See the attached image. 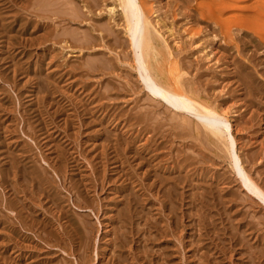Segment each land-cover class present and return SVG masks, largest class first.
Listing matches in <instances>:
<instances>
[{"label": "rangeland", "instance_id": "rangeland-1", "mask_svg": "<svg viewBox=\"0 0 264 264\" xmlns=\"http://www.w3.org/2000/svg\"><path fill=\"white\" fill-rule=\"evenodd\" d=\"M10 1L11 0L0 1V7L2 8V9L1 8L0 9L2 10L1 12H3V14L2 13L0 14V16H1L0 24L3 25V26L0 25V136H1L0 137V144H1L0 145V151H2V152H0V156H1L0 157V171H3V173L7 176L9 175V177L5 176V181H7V182L3 183V185H0V194H1L0 197H2V203H4L5 201H3V200L5 199L4 195H5V190H6V189H4V186H7V189H8V187L13 183V181L14 182L17 181V183L20 184V186L16 185L17 183H13L11 185L12 187L10 186V188H12L13 190L15 189L16 192L15 191L14 192L16 193L17 197L22 196L21 198H25L24 196L26 193H27V195L29 193L33 194V195L31 194V196H30L32 198L31 200L29 199L28 196L26 197L30 201L28 199L26 200V198H25V201H26V204L29 203V204H27L28 206L29 205L34 206L35 217L39 219L40 214H42L41 218L48 216L47 222L49 221V217L50 218L52 217L50 219V221L51 220L52 221L55 220V221L54 222H52V221L48 222V224L51 223L50 224V225H52L51 227H49L48 224L46 226H44V225L41 226L40 223L35 224V222L34 223L32 222L33 223L32 224L33 227H32L31 222H30L31 221L30 218L29 217L24 218L23 216H25V215L23 214L21 216L22 218L21 217L20 218L25 219L26 223L24 222V220H21L19 218V216L14 219V221H13L14 223H11L12 222V219H11L10 224L12 225V227L14 226L15 228L13 227V229L10 230L11 228H8V226L6 225L7 221L5 220L6 219L5 216H6V214H10L11 212H9L8 208H5L4 205L3 206L1 205L0 206V212L2 211L1 213L3 214V216H0V218L2 217L1 219L5 220V222H2V224L0 223V245L2 244V247L0 246V248H1V250H3L6 253V255H5V253H3V251H0V255L2 256V257L0 256L1 257L0 264L1 263L2 264L3 263L4 264H33V263L39 264L40 262H42V260L45 261L46 259H47V261L48 260H50V261H48V262L43 261L44 264H52V263L53 264H59V263L60 264H64V263L65 264H81V263L82 264H110V263L111 264H160L159 262H161L160 260H161L162 256H163L162 258H164L163 260H165V261L162 260L163 263L161 262V264H211V263L212 264H238V263L239 264H251V263L252 264H255V263L259 264L258 262H260V264H262V263L264 264V254H263L264 253V247H263L264 246L263 245L264 244L263 243L264 242V209H263L264 208V198H259L258 196L251 193V191H249L247 188H245L242 185V183L240 182L239 175L237 173H235L236 171L233 168L234 166H233V161H232V159H233V153L232 152H235V153H237L238 158H240V162L241 161L243 162V163L242 162L241 163L243 164L245 171L247 172V170H248L247 173L248 174L250 173L251 175L250 174L249 175L252 178H255L253 180L257 181V183L260 186L263 185V186H261V188L264 190V68H263L264 67V45H263L264 44V42H263L264 38L260 39L261 36L259 37V35H261V33H262V35H264V33H263L264 31H263V29H261L262 30L261 33L257 32V31H260V27L263 28L262 23L264 22V19L262 22V17L264 18V16H261L263 13L262 14L260 13L262 10L260 9L259 11L253 12L255 15H257L258 12L261 14L260 15L258 13L259 16L258 15H257L258 17L256 16L257 18H259L261 16L260 17L261 19L260 18H259L260 20L258 19L259 22L261 21V23H259L261 25L257 26V31H255V28H256L255 25L258 23H253L255 15H253L252 21H251V15L253 14L251 12H250L251 15H249L250 18L248 16V19L250 22L247 19L245 22L243 21L246 24L243 23L240 25L241 21H239L238 25H235L236 27L234 26V23L236 22V20L238 21L241 19L239 16H238L239 19H237V17L234 14H236L237 12L240 13L241 10H239V9L241 8V4L246 3L247 2L246 0H244V1L233 0L232 1L233 3L236 2L240 5V7L236 8V10H234L235 8L232 7L233 3H229L230 5L232 4V6H231L232 9H230L229 7H227V8L223 7V6L221 7L222 9L225 8L228 13L232 12V15L230 14L231 18L229 17L230 15L228 16V13L226 11L224 12L223 11L224 9L222 10L221 8H220V13L223 12L222 13L223 15L221 16L220 14H217L219 7L216 8L215 6H213L215 3L214 2L215 0H213L214 3L209 2V0H207V3H206V1L203 0V3H205L207 5H208V2L210 3V5H208V7L206 5L207 8L206 7L205 8L208 10L209 6H211V8L214 12V15L218 16L219 18H223L224 20H225L226 15H227L228 20L230 18L231 19L230 21H232L233 23L228 21L227 18H226V20L228 22L225 21V23L229 24V22H230L231 25L233 24L232 26L231 25L228 26L227 24H225L223 22L224 21L223 19H221L222 22H218L219 18H215L216 16H213V18H212L213 12L210 10L211 8L208 10V12H206L207 10L202 5V2L199 3L200 0H198V1L197 0H195V1L194 0H192V1L187 0V1H190V3L187 2L186 0H184V1L183 0H159V1L158 0H145L147 8L148 9L151 8L150 14H151L152 19L155 20L154 15H155V13H157L158 15H160L159 17L162 20H164L163 22H166L165 24L167 26H169L170 24L171 25L173 24L172 25L173 29L176 32V33L175 32L174 33L177 34V37L176 36L174 37V35H175L174 34L173 38H175L174 40L178 41L179 43L173 44L174 40L173 41L171 40L173 38L168 39V42H169V45L172 46L171 49L173 51L174 50L176 51V52L174 51L175 53L173 52V56H174L173 58H175L177 64L180 65L178 67L182 68L181 70L183 73L186 72L182 75L183 81L185 79V82H184L185 87L187 86L186 88L191 93H193V95L199 97L198 98L199 100L204 101V102H208L211 105L223 106V108L228 112L229 118L231 117L232 120L230 119V124H232V125H231L230 132H231V135L233 136V138L235 140V149L233 150L229 146L230 137L226 132H225V135L219 136V138L217 136H214L213 134H211L208 130H206L204 128L203 123L201 124L202 121L203 122L206 121L205 119H203L202 117H201L202 120L196 119V118H199V116H197L193 113H189V112H186L184 110H179L176 108L173 109L172 108L173 106H171L169 103L163 101L162 99L160 100V98H158L157 96H154L152 94V92H150L145 87V84H144L145 82L140 75V69L137 68V66H134L135 64H134V59H133V53H132V50L130 49V44H129L130 36L125 34V32H124V22L122 21L123 17L121 15H119L120 11H118V14L116 13V15H113L115 17V19H114L113 16L110 15L111 13H108V11H107L108 10L107 6L109 4L110 5L117 4V0H106V1L103 0V2H102V0H98V1L95 0L98 4L101 3L100 5H97V3L93 0H91V1L90 0H74V1L73 0H62L64 3L61 0H59V1L49 0V3H42V2H39L38 0H36V1H33V0H29V1L28 0H23V1L15 0L14 1V0H12L13 2H10ZM26 1H28L30 5ZM92 1L94 4L96 3V6H94V4L91 3ZM112 1H116V2L112 3ZM24 2L27 3L28 5H25ZM83 2H84L83 5L85 7L83 5H81ZM108 2H111L112 4L108 3ZM175 2H177V5L174 4ZM181 2H182V4H181ZM184 2L186 5L185 7H183ZM186 2H187V4H186ZM197 2L199 4H201L202 6H200L199 4L197 5ZM242 2H244V3H242ZM1 3L2 4L4 3V4L2 5ZM8 3H9V6H8ZM11 3L12 4L14 3V4L12 5ZM33 3H36V4H33ZM54 3H57V4H54ZM236 3H235V5L238 6V4H236ZM104 4H106V5H104ZM229 4L227 6H229ZM262 4H263V2H262ZM262 4L260 3L259 6H261ZM5 5L7 6V8L5 7ZM56 5L58 7H56ZM92 5L94 6L93 8L91 7ZM173 5L175 6V8L173 7ZM180 5H182V6H180ZM257 5L255 6V8L257 7L256 9L261 8V7H258ZM19 6H21V9ZM36 6H37V8H36ZM60 6L63 8V10ZM63 6H65V9ZM99 6H100V8H99ZM176 6H179V7H176ZM196 6H197V8H195ZM12 7H13V9H12ZM200 7H203L204 10ZM9 8H10V10H9ZM18 8L20 9V11L17 10ZM50 8H53V9H50ZM58 8H60V9H58ZM73 8H74V10H73ZM78 8H80V9L78 10ZM176 8H177V10H176L177 13L179 12V10H182V9L184 10L185 8H186L185 9L186 11L184 10L185 12H183V10H182V12L180 11L181 13L179 12L178 14H175L176 11L174 9H176ZM178 8H179V10H178ZM215 8L217 9L216 12H215ZM45 9L47 10L48 14L46 13ZM155 9H156V11L154 13H152L153 10H155ZM7 10H9V11H7ZM33 10H34V12H31ZM39 10L40 11L43 10L42 13ZM56 10H58V11H56ZM173 10H174V12H172ZM192 10H193V12L196 11V12H194L195 15L192 13ZM200 10H202V12H204L205 16L207 15V17H208V14L212 12L211 17L210 16H209V18L205 17V19L204 18L203 19L198 18L199 13L201 14ZM249 10L253 11L255 9H249ZM249 10L246 12V14L249 13ZM52 11L54 13H56V12L57 13L54 14ZM86 11H88V12H86ZM187 11H189V12H187ZM209 11H211V12H209ZM233 11H236V13ZM15 12H16V14H14ZM61 12H63V13H61ZM81 13H83V14H81ZM182 13H186L188 15L191 14V16H188V17L185 16L184 17V14H182ZM225 13H226V15H224ZM40 14L45 15V16L43 17ZM15 15H17V16H15ZM39 15H40V17H39ZM71 15L73 18L76 17L75 20L71 17ZM79 16H80V18H78ZM117 16L119 18L122 17V19H118ZM194 16L196 18H194ZM232 16H235L236 19ZM66 17L68 19H66ZM191 18H193V20ZM197 18H198V20H197ZM211 18L213 20L216 19L217 22L220 23L221 26L220 27L218 25L214 26L213 24H215L216 22H213V20H211ZM28 19H30V20H28ZM245 19H246V17H245ZM23 20H24V22H23ZM34 20H36V21H34ZM38 20H41V21H38ZM100 20H101V22H100ZM194 20L195 21L197 20V23L195 22L196 24L193 22ZM199 20H200V22H199ZM203 20H205V21H203ZM208 20H210V22ZM172 21H174V22H172ZM186 21H189L188 23L193 25V27H195V30L197 29L200 31V34H196V35L192 36L194 38L197 37V39H194L195 44L194 43L191 44V39L189 41V37L187 36L185 31L182 30L184 28V26H182V25H185L187 23ZM256 21L257 20H254V22H256ZM21 22L24 25H22ZM103 22H105V23H103ZM121 22H122V24H121ZM202 22H204V23H202ZM11 23H12V25H11ZM41 23H43V24H41ZM198 23H200V25ZM222 23L225 24V25L223 24L224 26L227 25L225 27V29H223L224 27L222 28V26H223ZM48 24L49 25L51 24L50 25L51 27ZM118 24H119V26H118ZM248 24H250V25H248ZM252 24H254L255 28L251 27V26H253ZM34 25H35V27H34ZM239 25L240 26L243 25L245 28L240 27ZM21 26H24V27L21 28ZM37 26L40 28H37ZM47 26H48V29L49 28H51V29H49L46 32ZM109 26H111V27H109ZM201 26H204V27H201ZM213 26L215 28H213ZM263 26H264V23H263ZM99 27H101V28H99ZM105 27H107V28H105ZM205 27H207L209 29H207ZM211 27H212V29H211ZM23 28H25V29H23ZM199 28H201V29H199ZM202 28H204V29H202ZM220 28L223 29L222 32L232 31V33H235V34H231V33L229 34V32H228V34L231 35L233 38L231 37L230 40H227V39L223 40V37L222 38L220 37V36H223L222 35L223 33L221 34L220 33L221 31H218V30H220ZM226 28H230V29H227L228 31H225ZM238 28H239V30H238ZM251 28H253V31L256 33H254ZM205 29H207V30H205ZM210 29L212 31L217 29V31L212 32ZM86 31H87V33L89 32L88 34H90V35H88L86 33ZM179 31H180V33H179ZM67 32H69V34ZM100 32H101V34H100ZM239 32H240V34H239ZM53 33H54V35H53ZM75 33H76V35L78 33V35L75 36ZM216 33L219 35V38L216 36ZM178 34H179V36H178ZM254 34H255V36H254ZM85 35H86V37H85ZM214 35H215V37H214ZM235 35H237V36H235ZM47 36H50L51 38L50 37L47 38ZM57 36H58V38H57ZM72 36L76 37V39L73 38ZM70 37L72 38V40ZM24 38H26V39H24ZM67 38H70V39H67ZM86 38H88V39L84 40ZM116 38H118V40ZM234 38L235 39L237 38L235 40L236 42L234 41ZM64 40H66V41H64ZM115 40H117V41H115ZM221 40H223V42ZM75 41L77 43L79 41H80V43H82V42L83 43L85 42V43L81 45L80 43L77 44ZM207 42L210 43V45H208L210 47L207 46L206 48H204V46H206L208 44ZM260 42H261V44H257ZM113 43L114 44L116 43V44L114 45ZM236 43L238 46L236 45ZM69 44H70V46H69ZM253 44H254L255 48H253ZM66 45H68L69 47H66ZM183 45H184V47H183ZM225 45H226V47H225ZM258 45H260V46H258ZM177 46H179V48ZM201 47H203V48L201 49ZM180 49L182 50V52ZM203 49L205 52L202 51ZM208 50H209L210 54H208L209 57L206 56V58H207L206 59L204 57V55L206 53H208ZM161 53H162V51H161ZM176 53H177V55H176ZM229 53L231 54V56H229L230 55ZM178 54H179V56H178ZM262 54H263V56H262ZM162 56H164V55L163 54L159 55L158 60H160V61H158L157 63L160 64L161 66H163L162 68L167 69L168 63H166V61L164 63L165 58H163ZM184 60H185V62H184ZM95 61H96V63H95ZM178 61H180V63ZM181 62H183V63H181ZM93 63H95V65ZM98 63H99V65H98ZM88 65H90V66H88ZM261 65H263V66H261ZM103 66H106V67H103ZM184 66H186V67H184ZM86 67L89 69H87ZM90 68H92V69H90ZM97 69H99V70H97ZM219 81H220V83H219ZM188 86L191 89H189ZM195 86H196V90H195ZM241 86H243V87H241ZM192 87H194V90ZM257 88H258V90H257ZM214 89H215V91H214ZM91 99H92V101H91ZM98 99H99V101H98ZM85 101H86V104H85ZM249 104H251V105H249ZM146 106H147V108H146ZM3 107H4V109H3ZM87 107L89 110H87ZM136 107H137V109H136ZM140 107H141V109H140ZM144 107H145V109H144ZM150 111H151L152 115H151V113H149ZM92 112H93V114L94 113L95 114L93 115ZM86 116L88 118L90 116V118H89L90 120ZM162 116H164V118ZM93 118H94V120H92V121H94V122H91V119H93ZM187 118H189L190 120ZM89 121H90V123H89ZM148 121H149V123H148ZM185 121H186V123H185ZM87 122H88L89 126H87L88 125ZM58 123H60V124H58ZM189 123H191V125ZM189 126H191V127L189 128ZM148 127H150V131H149ZM143 128L144 129L147 128V130L149 132L147 130H144ZM199 129H201V130H199ZM82 131H84V132H82ZM36 132H37V134H36ZM111 133H112V135H111ZM125 134H127V135H125ZM123 136H124V138H123ZM202 138H203V140H202ZM127 139L129 140V142ZM142 139H143V141H142ZM153 139H155V140H153ZM221 139H223V141ZM147 140H149V141H147ZM55 141L58 142L59 146H57V143ZM124 141L125 142L127 141V142L125 143ZM154 141L157 142L158 145ZM225 142H226V144H225ZM145 143H148V144H145ZM214 144H216V145H214ZM123 145H124V147H123ZM142 145H143V147H141ZM154 145L159 146V148L157 147L158 148L157 149L156 147H154ZM51 146H54V147H51ZM1 147H2V149H1ZM129 147H131V148L129 149ZM152 147H154L153 152L151 151ZM160 147H161V149H160ZM139 148H141V149L138 150ZM141 150L143 152H145V151L146 152L143 153ZM3 151H5V152H3ZM100 151H102V152H100ZM148 151L149 152L151 151L152 153L151 152L149 153ZM254 151H256V153ZM8 153H9V155H8ZM133 153L134 154L137 153V154L134 155ZM155 153L159 156H157ZM139 154L142 156L140 157ZM148 154H150V155H148ZM2 155L5 158H3ZM144 155H145L147 160L144 158ZM195 155H197V156L195 157ZM131 156H132V158L134 157V160L131 158ZM246 156L248 159L246 158ZM161 157H162V159H161ZM124 158H126V159L128 158V159L125 160ZM139 158L140 159L142 158V159L140 160ZM149 158H150V160H148ZM154 158H156L157 165L155 164L156 161H154L155 160ZM157 158H159L160 160H158ZM178 158L179 159L182 158L181 161L178 160ZM191 158L194 160L192 161ZM5 159H7L8 165H7ZM8 159H10V160H8ZM107 159H109V160H107ZM120 159H123L124 161L121 160V162H120ZM19 160L25 165H23ZM31 160H33L34 162ZM138 160H140V161H138ZM182 160L187 165H185L182 162ZM9 161L10 162L13 161L12 165ZM134 161H135V163L139 162V165H138V163L135 164ZM177 161H180L181 165ZM189 161H191V162H189ZM28 162H29V164H28ZM33 163H34V165H33ZM132 163H134V164H132ZM176 163H178V165H180L179 169L177 168L178 166L176 165ZM190 163H193V164H190ZM3 164H5V165H3ZM118 164H120V165L118 166ZM123 164L125 167L121 166ZM140 164H141V166H140ZM150 164L152 166H149ZM36 165L38 166L39 170H40V168L41 169L47 168L46 170L48 173L46 172L45 176L47 179L48 178L51 179L50 181L52 182L54 187L56 186L55 189L52 188V190H53L52 195L55 194L54 199L59 197L57 202H58V204L61 205V207H60V205H57L56 202L54 203V201L52 199H50L51 201L49 200V202H45V200L47 201V199L44 200L45 197H43V200H42V195H41L40 191L44 187L40 188L37 186L38 182H39L38 178H34V180L36 182L32 181L33 180L32 179L31 182L28 183L29 177L30 178L35 177L36 170L38 169L37 167H35ZM158 165H159V168H158ZM183 165H185L186 167L183 168L184 167ZM6 166H8V167H6ZM15 166H16V169L18 171L13 170V169H15ZM126 166H128L130 168V170ZM4 167L6 169H4ZM34 167L36 170L34 169ZM131 167H133V168H131ZM254 167L255 168L258 167V168L255 169ZM125 168L126 169L128 168V169L125 170ZM174 168H175V170H174ZM29 169L31 171L30 172L31 174L29 173ZM33 169L35 171H33ZM5 170H6V172H5ZM23 170H25V171L23 172ZM69 170H70V172H69ZM145 170L148 172H145ZM11 171H12V173H11ZM32 171H33V173H32ZM119 171H121V172H119ZM127 171H129L128 174H127ZM175 171H178V172L175 173ZM179 171H181V172H179ZM7 172H9V173H7ZM13 172H17V173L14 174ZM72 172H74V173H72ZM117 172H119L118 176H117ZM123 172L126 173L127 175L126 174H125L126 176L123 175L124 174ZM23 173L24 174L26 173L25 174L26 176ZM189 173H191V174H189ZM20 174H22V176ZM49 174H51V175H49ZM141 174L142 175L144 174V175L141 176ZM163 174H164V176H162ZM29 175H33V176H29ZM110 175H111V177H110ZM112 175H113V177H112ZM121 175H123V176H121ZM148 175H149V177H148ZM169 175H170V177H169ZM232 175H234V176H232ZM0 176H1V174H0ZM11 176H13V177L11 178ZM186 176H188V177H186ZM25 177H26V179H25ZM155 177H159V178H155ZM175 177L176 178L178 177V178L176 179ZM184 177L186 179H183ZM104 178H105V180H104ZM128 178H129V180H128ZM164 178L166 181L164 180ZM52 179H53V181H52ZM126 179H127V181H126ZM157 179L161 180V182H159ZM182 179L184 180L185 183H183ZM189 179H191V180H189ZM186 180L190 184L193 182V184L195 186L192 184L193 187L192 186L189 187L190 184ZM230 180H232V181H230ZM107 181H111V182H107ZM155 181H157V183ZM163 181H165L167 185ZM205 181H208V182H205ZM43 182H45V181H43ZM101 182H103V184ZM179 182L181 184L183 183V185L185 184L184 187H183V185L180 187L181 184ZM186 182H187V184H186ZM35 183H37V184H35ZM80 183H81V185H80ZM169 183H171L170 187H169ZM45 184L43 183V186H45ZM130 184H131V187H130ZM157 184H159V185H157ZM222 184H224V185H222ZM237 184H239V185H237ZM90 185H91V189L89 188ZM92 185L94 188L92 187ZM124 185H128V186L122 187ZM137 185H138V187H137ZM149 185H151V186H149ZM155 185H156V187H155ZM165 185H166V187H165ZM177 185H178V187H177ZM14 186H15V188H13ZM72 186H74V187H72ZM196 186H198V187H196ZM29 187H30V190H29ZM32 187H35V188H33V190H32L31 189ZM78 187H79V189L77 191ZM129 187H130V189H128V190L130 192L127 191L125 193V191ZM70 188H72V189H70ZM82 188L84 189L85 192L83 191ZM132 188H134V189H132ZM174 188H175V190H174ZM167 189H169V190H167ZM20 190H22V191H20ZM164 190H166V191H164ZM35 191H37V193ZM54 191H57L56 192L57 194ZM120 191H122V193ZM133 191L136 193H134ZM178 191H179V193H178ZM182 191L184 192V194ZM2 192L4 195L2 194ZM116 192H117V196H116ZM228 192H229V194H228ZM169 193L170 194L172 193V194L170 195ZM87 194H88V196H87ZM127 194H129V195H127ZM37 195H38V197H37ZM80 195H81V197H80ZM85 195H86V197H83ZM196 195H198V196H196ZM32 196L34 197V200H33ZM122 196H124V197L122 198ZM191 196H193V197H191ZM128 197H129V200H131V202L126 201L127 200L126 198H128ZM174 197H175V199H174ZM189 197H190V199H189ZM37 198H38V200H37ZM84 198H87L88 200L84 199ZM102 198H104V199H102ZM167 198H169V199H167ZM176 198H177V200H176ZM194 198H195V201L193 202ZM232 198H233V200H232ZM39 199H41L43 202ZM61 199H62V201H61ZM81 199H82V204H81ZM90 199H91V202H93V205H90L91 204ZM105 199H107L108 201ZM120 199L122 200V202H118V201H121ZM163 199H165V200H163ZM78 200H79L81 206H78L79 205ZM123 200L125 202H123ZM140 200H142L143 203ZM59 201H61L62 204ZM88 201L90 204L88 203ZM136 201L139 204L135 203ZM73 202H75V203H73ZM96 202H98V203H96ZM76 203H77V205H76ZM86 203H88V204H86ZM128 203L130 206L126 208V205ZM130 203H132V204H130ZM133 203H135L136 205ZM31 204H33V205H31ZM40 204H41V208H40ZM50 204H53V206H50ZM198 204H200V205H198ZM82 205H83V207H82ZM94 205H96L95 208L92 207ZM143 205H145V207ZM191 205H193L194 207ZM56 206H58V207H56ZM89 206H90V208H88ZM189 206H191V208ZM44 207H45V209L46 208L49 209V207H50L53 210V213L54 212L55 213L53 214L51 209L50 210L46 209V213H45ZM130 207H131V209L133 207V209L130 210ZM100 208H101V210H100ZM141 208L143 211H141ZM179 208L180 209L182 208V210L180 211ZM39 209H40V211H39ZM55 209H56V211H55ZM213 209H215L218 212H215V210H213ZM3 210H5V211H3ZM64 210L67 211V213L64 212ZM118 210H120L121 212ZM174 210H176L177 212ZM59 211L60 212L63 211V212H61L63 215ZM127 211L131 215L128 214ZM171 211H173L174 213L176 212V214H173V212L171 213ZM178 211H180L179 213H182V214L180 215L178 213ZM189 211H191V212L189 213ZM41 212H43L44 214ZM50 212H51V214H49ZM110 212H111V214L109 216ZM193 212L195 213V215L193 214ZM1 213H0V215H2ZM132 213H134V215H133L134 217H136V216L137 217L134 218L132 216ZM145 213H146V217L148 215H150V217L148 216V218L149 219L151 217L152 218L150 220L148 218L146 219V217L144 215ZM58 214L62 215L63 217L59 215V218L60 217L61 218L58 219V217H57ZM88 214H90V215H88ZM118 214L120 217L118 216ZM187 214L188 215L190 214V215L188 216ZM197 214H198V216H197ZM111 215H113V221L110 220L112 218ZM122 215H123V217H125V219L121 217ZM124 215H126V216H124ZM140 215L144 218L141 219L142 217ZM192 215H193V217H191ZM79 216H82V217L84 216L85 219H83L82 217L80 218ZM87 216H90V217H87ZM131 216L133 217V219L131 218ZM64 217H65V220H64ZM75 217H77V222L80 220L79 222L84 221L87 226L89 225L88 228L91 230H94V231H92L94 234L91 233L93 235L88 237L85 234V232H86L85 229H83V228L81 229V231H78V232L75 230H72L71 229L72 227L69 228L70 226L67 223H70V221L68 219L72 218V219L76 220ZM18 218L20 220H18ZM87 218H88V221L92 220L93 222L92 221L88 222ZM197 218H199V219H197ZM28 219H29V221H28ZM81 219H82V221H81ZM128 219L130 222L127 221ZM137 219H139L140 221L139 220L137 221ZM152 219H154V220L152 221ZM192 219L194 220L193 224H192V221H193ZM261 219H263V220H261ZM141 220H143V221H141ZM147 220H149V222ZM176 220H177V222H176ZM17 221L19 223H17ZM121 221H125V222H121ZM131 221H133V222H131ZM257 221L259 222V224ZM27 222L30 224H28ZM108 222L112 225L110 226V224ZM138 222H140L139 225H138ZM175 222L177 225L175 224ZM15 223H16V226L14 225ZM21 223H23V224L21 225ZM154 223H156L158 225H154ZM4 224H5V226L1 228V225L3 226ZM25 224H26V226H23ZM65 224L68 226L66 227ZM92 224H94L96 227L93 226ZM120 224H123V225H120ZM131 224H133V225H131ZM152 224H153V226H152ZM256 224H258V225H256ZM27 225L28 226L31 225V226L28 227ZM147 225L150 228H148ZM193 225H194V228L196 227L194 230L192 228ZM34 226L36 227V231L38 229L40 230L41 234L39 231L36 232L34 230L35 229ZM63 226H65V227H63ZM112 226L115 227L114 232L111 228ZM138 226H140V227H138ZM141 226H143L144 228ZM151 226H152V228H151ZM20 227H22V229ZM121 227H122V229L124 227V231L123 230L121 231V229H119ZM145 227H146L147 231H149V234L151 233L152 235L154 233H158L160 231L159 228L161 227L160 228L161 233L160 232L158 233L160 235H157V234L154 235L155 237L157 236L156 240H157L158 236H160L158 238V241L153 240L152 241L153 243L151 244V240L155 239V238L152 237V235L150 238V235H148V233H146L147 231H146ZM154 227L158 230H156ZM157 227H159V228H157ZM162 227H165V228H162ZM245 227L246 228L249 227V228L244 229ZM18 228L20 231L18 230ZM1 229L4 231L3 233L1 231ZM42 229L44 232L41 231ZM117 229H119L117 231L118 233L116 232ZM128 229H129V231L130 230L131 231L128 232ZM137 229H139L140 231L143 230L142 233L139 230H138L139 231L138 232ZM162 229L164 230L163 232H162ZM9 230L12 231L11 234H10V232H8ZM22 230H23V232H22ZM65 230H67L66 232L68 234L66 232L64 233ZM108 230H110V231H108ZM29 231H30V233H29ZM46 231H48L47 232L48 234L51 233L53 235L47 234V236H44L46 234ZM74 231H75V233H74ZM119 231H121L122 233H125V234L123 235V234H121V232L119 234ZM125 231H127V232H125ZM156 231H158V232H156ZM251 231L253 234L251 233ZM38 232H39V234H38ZM164 232H166V233H164ZM1 233H2V235H1ZM5 233L6 234L8 233L7 234L8 236H6L7 238L4 237L5 238L4 239L3 234L5 236L6 235ZM18 233H20V234H18ZM34 233H37L38 237H37V234H34ZM55 233L58 236L57 239H55L57 243L53 240L56 236ZM110 233L112 235L114 234V236H117V237L115 238ZM126 233L128 234V236ZM74 234L77 236L74 237L75 236ZM95 234H97V235H95ZM133 234H134V236H133ZM135 234H136V236H135ZM10 235L11 236L14 235L13 236L14 239ZM27 235H29V236H27ZM31 235L33 237H31ZM65 235H67V236H65ZM71 235H73V236H71ZM83 235L86 238H84ZM144 235L146 238H148L147 239V240H149L148 243H146L147 240L143 241V240H145ZM167 235H168V237H167ZM231 235H233L232 238H231ZM242 235H244L246 238L243 239L244 236L242 237ZM21 236L23 238H21ZM52 236H53V238H52ZM124 236H125V238H127V241L129 244L127 243V241H125L126 240L125 238H122ZM161 236H163L164 238ZM8 237H9V239H8ZM39 237H40V239H39ZM62 237L64 239H62ZM110 237H111V239H110ZM112 237H114L116 239V241L118 240V242H116L115 239H113ZM120 237H121V239H120ZM129 237L133 238L134 240L130 239ZM239 237H240L241 241H239L240 239L238 240ZM17 238H18V240H17ZM45 238H47V239H45ZM73 238H75L76 240ZM136 238L137 239L139 238L138 239L139 242L136 241V243H135L134 241ZM207 238H208V240H207ZM42 239L47 240V241H43ZM119 239H120V241L124 239L123 241H121V242H123V245H126L125 247L124 246L122 247L123 250L121 248L122 244L118 245ZM9 240L10 241L15 240L16 244L12 241L10 242ZM38 240H39V242H38ZM83 240L85 241L84 243H83ZM5 241H7V242H5ZM27 241H29L30 243ZM53 241L55 242V244H53L54 243ZM108 241L109 242L111 241V242L108 243ZM113 241H115L118 244H116ZM76 242L78 244H76ZM90 242H91V244H90ZM142 242H144V243H142ZM197 242H199V244L200 243H202V244L198 245ZM4 243L5 244L8 243V244L5 245ZM82 243L84 245L86 244L90 249L89 248L86 249V247H85L86 245L83 246ZM87 243L90 244L91 246L88 245ZM112 243H114L113 246L112 245L110 246V244H112ZM261 243H263V244H261ZM13 244L15 245V249H14ZM21 244L22 245L25 244L24 245L25 247L21 246ZM35 244H37V245H35ZM142 244H144V245H142ZM147 244H149V245H147ZM150 244L152 246H150ZM189 244H190V246H189ZM219 244H221V245H219ZM31 245H33V248ZM130 245H131V247H129ZM175 245H177V247ZM235 245H237V246H235ZM11 246L13 247V249ZM34 246L36 247L35 249H34ZM37 246H38V248H37ZM142 246L145 248L143 249ZM44 247H46V248H44ZM115 247H117V249ZM148 247H149V251L151 249L150 252L147 251L150 254H148L146 252V250H148L146 248H148ZM194 247H195V249H194ZM83 248H84V250H82ZM118 248H120L121 250L120 249L118 250ZM127 248H129V249H127ZM153 248H154V251H153ZM76 249H78L79 252ZM111 249H112V252H111ZM113 249H114V251H113ZM139 250L140 251L144 250V252L141 251L142 253H140ZM161 250H162V252L164 250H166V251H164L162 254ZM107 251H108V253H107ZM115 251H117V252H115ZM258 251H259V253H258ZM261 251H262L263 255L260 253ZM109 252H110V254H109ZM113 252H114V254L115 253L117 255L119 254L120 257H119V255L117 256L115 254L117 257V258H115ZM156 252H160V253H157L158 254L157 255ZM84 253H85V255H83ZM121 253H122V256H121ZM245 253H247L249 255L246 254L247 255L246 256ZM251 253L252 254L254 253L256 258L251 257L254 255V254L252 255ZM34 254H36V255H34ZM111 254H112V256L110 258L109 255H111ZM143 254H146V255H143ZM154 254H156V256H158V257L160 255V258L156 257ZM164 255L165 256L167 255L168 257L165 259ZM257 255H258V257H257ZM6 256H8V257L6 258ZM30 256L33 258H31ZM123 256H125V257H123ZM227 256H228V258H227ZM112 257H114V259H112ZM121 257L123 260H118L119 262H117L116 260L120 259ZM148 257H149V259H148ZM207 257H208V259H207ZM202 258L204 259V261L202 260ZM253 258L257 262L252 260ZM81 259H82V261H84V263L81 261ZM109 259H111V260H109ZM158 259H160V260H158ZM260 259L263 261L261 262ZM57 260H58V262H57ZM113 261H115V262H113ZM252 261H254V262H252Z\"/></svg>", "mask_w": 264, "mask_h": 264}, {"label": "bare ground", "instance_id": "bare-ground-1", "mask_svg": "<svg viewBox=\"0 0 264 264\" xmlns=\"http://www.w3.org/2000/svg\"><path fill=\"white\" fill-rule=\"evenodd\" d=\"M0 1H2V0H0ZM3 1H5V0H3ZM15 1V0H14ZM18 1V0H17ZM21 1H23V0H21ZM20 1V2H21ZM29 1V0H28ZM28 1H26L28 4H29V2ZM33 1H36V0H33ZM39 2H42V3H49V0H38ZM57 1H59V0H57ZM62 1V0H61ZM74 1V0H73ZM91 1V0H90ZM93 1H95V0H93ZM93 1L91 2L92 4H94L93 3ZM98 1V0H97ZM106 1V0H105ZM159 1V0H158ZM184 1V0H183ZM182 1V2H183ZM187 1V0H186ZM190 1H192V0H190ZM190 1H187V2H189L190 3ZM195 1V0H194ZM198 1V0H197ZM206 1V3H207V0H205ZM230 0H215L214 2H213V0L211 1V0H209V2H212V3H214V5L213 6H215L216 8H218L219 7V10H218V12H217V14H220L221 16L223 15L222 13H220V8L223 6V7H229L230 9H232L231 8V6H232V4L230 5L229 3H233L232 1L233 0H231L230 2H229ZM235 1H237V0H235ZM239 1V0H238ZM241 1H244V0H241ZM247 2L246 3H244V2H242V3H244V4H241V8L239 9V10H241L240 11V13H236V11H233V12H235L236 14H234L236 17H237V19H239V17L241 18L240 20H236V22L234 23V26L235 25H238V23H239V21H241L240 22V25L241 24H243L247 19H248V16L249 15H251V13H253V12H255V11H259L260 9L262 10L260 13L262 14H260L259 12V14L261 15V16H264V0H246ZM9 2V1H8ZM10 2H13L12 0L10 1ZM52 2V1H51ZM55 2V1H54ZM63 2V1H62ZM71 2V1H70ZM81 2V1H80ZM79 2V3H80ZM88 2V1H87ZM96 2V1H95ZM102 2H103V0H102ZM115 3L116 1H112V3ZM157 2V1H156ZM182 2H181V4H182ZM187 2H186V4H187ZM202 2V5L204 6V8L206 7V5L207 4H205V3H203V0L201 1H199V3H201ZM208 2V5H210V3ZM262 2H263V4H262ZM25 3V2H24ZM27 3H25V5H28ZM53 3V2H52ZM64 3V2H63ZM90 3V2H89ZM97 3V2H96ZM96 3L94 4V6H96ZM108 3H111V2H108ZM111 3V4H112ZM188 3V4H189ZM198 2H197V5L199 4ZM236 3V2H235ZM235 3H233V6L232 7H234L235 9L234 10H236V8H238V7H240V5L238 4V3H236V4H238V6H236L235 5ZM261 3L262 5L261 6H259V4ZM2 4V3H1ZM4 4V3H3ZM2 4V5H3ZM6 4V3H5ZM12 4V3H11ZM14 4V3H13ZM12 4V5H13ZM20 4V3H19ZM23 4V3H22ZM21 4V5H22ZM33 4H36V3H33ZM41 4V3H40ZM54 4H57V3H54ZM84 4V2L81 4V5H83ZM101 4V3H100ZM100 4H98L97 3V5H100ZM157 4V3H156ZM174 4H176L177 5V2H175ZM184 4V6L183 7H185L186 5H185V2L183 3ZM229 4V6H227ZM258 4V5H257ZM30 5V4H29ZM104 5H106V4H104ZM110 5V4H109ZM107 6L108 7V13H111L110 15H116V13L118 14V11H120V14L119 15H121L122 17H123V19H122V17L121 18H119L118 16V19H122V21L124 22V32H125V34H127V35H129L130 36V41H129V44H130V49L132 50V53H133V59H134V66H137V68H139L140 69V75H141V77L143 78V80H144V84H145V87L150 91V92H152V94L154 95V96H157L158 98H160V100L162 99L163 101H165V102H167V103H169L171 106H173L172 108L174 109V108H176V109H179V110H184V111H186V112H189V113H193V114H195V115H197V116H199V118H196V119H200V120H202L201 119V117L203 118V119H205L206 121L205 122H201V124L203 123V126H204V128L206 129V130H208L211 134H213L214 136H217L218 138H219V136H223V135H225V132L229 135V137H230V142H229V146L231 147V149H235V140H234V138H233V136L231 135V132H230V129H231V125L232 124H230V119H231V117L229 118V116H228V112L223 108V106H221V105H211L210 103H208V102H204V101H201V100H199L198 98L199 97H197V96H195V95H193V93H191L186 87H185V85H184V82H185V79H184V81H183V78H182V75L184 74V73H186V72H182V68H179L178 66H180V65H178L177 64V62H176V60H175V58H173L174 56H173V52L175 51H173L172 49H171V47L172 46H170L169 45V42H168V39H170V38H173V35L176 33L175 31H174V29H173V24L170 26H167L165 23L166 22H163L164 20H162L159 16L160 15H158L157 13H155V20L154 19H152L151 18V14H150V12H151V8H147V6H146V1L145 0H117V4H112V5H110V6ZM153 5V4H152ZM151 5V6H152ZM161 5V4H160ZM200 6H202L201 4H199ZM208 5H207V7H208ZM226 5V6H225ZM258 6V7H261V8H258V9H256L255 8V6ZM8 6H9V3H8ZM23 6V5H22ZM32 6V5H31ZM79 6V5H78ZM84 6V5H83ZM93 5L91 6L92 8L94 7ZM158 6V5H157ZM162 6V5H161ZM180 6H182V5H180ZM190 6V5H189ZM194 6V5H193ZM236 6V7H235ZM5 7L7 8V6L5 5ZM20 7V9H21V6H19ZM41 7V6H40ZM48 7V6H47ZM46 7V8H47ZM50 7V6H49ZM53 7V6H52ZM55 7V6H54ZM56 7H58L57 5H56ZM61 7V6H60ZM64 7V9H65V6H63ZM77 7V6H76ZM85 7V6H84ZM98 7V6H97ZM173 7L175 8V6L173 5ZM176 7H179V6H176ZM192 7V6H191ZM206 7V8H207ZM254 7V8H253ZM1 8V7H0ZM5 8V9H6ZM11 8V7H10ZM10 8H9V10H10ZM15 8V7H14ZM23 8V7H22ZM26 8V7H25ZM29 8V7H28ZM35 8V7H34ZM36 8H37V6H36ZM62 8V7H61ZM72 8V7H71ZM82 8V7H81ZM90 8V7H89ZM99 8H100V6H99ZM98 8V9H99ZM187 8V7H186ZM185 8V9H186ZM195 8H197V6L195 7ZM200 8H202L203 9V7H200ZM199 8V9H200ZM205 8V9H206ZM211 8V6H209V8H208V10ZM215 8V12H216V9ZM263 8V9H262ZM2 9V8H1ZM0 9V14L2 13L3 14V12H1L2 10ZM12 9H13V7H12ZM20 9L18 8L17 10H19L20 11ZM50 9H53V8H50ZM58 9H60V8H58ZM80 8H78V10H79ZM87 9V8H86ZM96 9V8H95ZM97 9V10H98ZM184 9V10H185ZM222 9V8H221ZM224 9V10H223ZM222 10L225 12H227V10L225 9V8H223ZM249 9H255V10H253V11H250ZM4 10V9H3ZM9 10H7V11H9ZM26 10V9H25ZM46 10V9H45ZM62 10H63V8H62ZM73 10H74V8H73ZM90 10V9H89ZM92 10V9H91ZM150 10V11H149ZM158 10V9H157ZM161 10V9H160ZM175 11L177 10V8L176 9H174ZM174 10L172 11V12H174ZM178 10H179V8H178ZM183 10V9H182ZM182 10H179V12L181 11L182 12ZM183 10V12H185ZM189 10V9H188ZM194 10V9H193ZM193 10H192V13L194 14V12H196V11H194L193 12ZM204 10V9H203ZM207 10V9H206ZM208 10L206 11V12H208ZM212 12H213V10H212V8L210 9ZM229 10V9H228ZM249 10V13L248 14H246V12ZM5 11V10H4ZM12 11V10H11ZM28 11V10H27ZM40 11V10H39ZM43 11V10H42ZM42 11H40L41 13H42ZM56 11H58V10H56ZM83 11V10H82ZM81 11V12H82ZM94 11V10H93ZM156 11V9L155 10H153V12L152 13H154ZM191 11V10H190ZM211 11H209V12H211ZM31 12H34V10L33 11H31ZM53 12V11H52ZM75 12V11H74ZM86 12H88V11H86ZM90 12V11H89ZM92 12V11H91ZM178 12V13H179ZM180 12V13H181ZM187 12H189V11H187ZM199 12V11H198ZM200 12H201V14L199 13V15H198V18H204L205 19V17L206 18H209V16L211 17V13H209L208 14V17H207V15L205 16V14H204V12H202V10H200ZM205 12V13H206ZM251 12V13H250ZM5 13V12H4ZM44 13V12H43ZM46 13L48 14V12H47V10H46ZM54 13V12H53ZM57 13V12H56ZM56 13H54V14H56ZM61 13H63V12H61ZM60 13V14H61ZM68 13V12H67ZM66 13V14H67ZM71 13V12H70ZM160 13V12H159ZM177 13V11H176V13L175 14H178ZM191 13V12H190ZM228 13V12H227ZM258 13H257V15H258ZM14 14H16V12L14 13ZM29 14V13H28ZM39 14V13H38ZM76 14V13H75ZM81 14H83V13H81ZM107 14V13H106ZM182 14H184V17L185 16H191V14H186V13H182ZM197 14V13H196ZM207 14V13H206ZM232 15V12L231 13H228V16L229 15ZM18 15V14H17ZM17 15H15V16H17ZM23 15V14H22ZM40 15H42V14H40ZM40 15H39V17H40ZM63 15V14H62ZM74 15V14H73ZM180 15V14H179ZM195 15V14H194ZM224 15H226V13L224 14ZM231 15L229 16L230 18H231ZM253 15H255L254 13L251 15V21H252V17H253ZM257 15H255V18H254V20H257L256 22H254V20H253V23H261V21L259 22L258 21V19L261 17H259V18H257L258 16ZM10 16V15H9ZM43 17L45 16V15H42ZM49 16V15H48ZM53 16V15H52ZM87 16V15H86ZM197 16V15H196ZM213 16H216V15H214V12H213V14H212V18H213ZM220 16V17H221ZM235 16H232V17H234L235 19H236V17ZM239 16V17H238ZM257 16V17H256ZM8 17V16H7ZM14 17V16H13ZM47 17V16H46ZM69 17V16H68ZM71 17H72V15H71ZM225 17V16H224ZM245 17H246V19H245ZM0 18H1V16H0ZM15 18V17H14ZM34 18V17H33ZM32 18V19H33ZM73 18V17H72ZM71 18V19H72ZM76 18V17H75ZM75 18H73L74 20H75ZM78 18H80V16L78 17ZM111 18V17H110ZM113 18L115 19V17L113 16ZM194 18H196L195 16H194ZM198 18H197V20H198ZM211 18V20H213ZM215 18H219L218 16H216ZM226 18H227V20H228V17H227V15H226ZM226 18H225V20L223 19V18H219V20H218V22H222V20L221 19H223L224 21V23H225V21L226 22H228V21H230L231 19L229 18V20L227 21L226 20ZM233 18V19H234ZM249 18H250V16H249ZM257 18V19H256ZM26 19V18H25ZM37 19V18H36ZM44 19V18H43ZM66 19H68L67 17H66ZM108 19V18H107ZM192 20H193V18H191ZM201 19V20H202ZM232 19V20H233ZM245 19V20H244ZM261 19V18H260ZM259 19V20H260ZM263 17H262V22H263ZM28 20H30V19H28ZM171 20V19H170ZM173 20V19H172ZM188 20V19H187ZM197 20L195 21H193L194 23L196 22L197 23ZM207 20V19H206ZM216 19H214L213 20V22H216L215 24H213L214 26L215 25H218L219 27L221 26L220 25V23H218L217 22V20L215 21ZM27 21V20H26ZM34 21H36V20H34ZM38 21H41V20H38ZM91 21V20H90ZM114 21V20H113ZM117 21V20H116ZM121 21V20H120ZM203 21H205V20H203ZM209 22H210V20H208ZM244 21V22H243ZM248 21H249V19H248ZM3 22V21H2ZM23 22H24V20H23ZM65 22V21H64ZM100 22H101V20H100ZM99 22V23H100ZM172 22H174V21H172ZM187 23L185 24V25H182V26H184V28L182 29L183 31H185V33L187 34V36L189 37V41H190V39H191V44L192 43H194L195 44V40L194 39H197V37H192V36H194V35H196V34H200V31L199 30H195V27H193V25H191V24H189L188 22L189 21H186ZM199 22H200V20H199ZM207 22V21H206ZM208 22V23H209ZM231 23H233L232 21H230ZM229 22V24L228 23H225V24H227L228 26L229 25H231V23ZM250 22V21H249ZM4 23V22H3ZM6 23V22H5ZM13 23V22H12ZM12 23H11V25H12ZM22 23V22H21ZM31 23V22H30ZM33 23V22H32ZM62 23V22H61ZM98 23V22H97ZM103 23H105V22H103ZM113 23V22H112ZM191 23V22H190ZM195 23V24H196ZM202 23H204V22H202ZM212 23V22H211ZM224 23H222V25L224 24ZM264 23V22H263ZM263 23H262V27L263 28H261L260 27V31H257V26H260L261 24H256L255 25V27H254V24H252L253 26H251V27H254L255 28V31H257L258 33H261L262 32V30L261 29H263V31H264V26H263ZM9 24V23H8ZM40 24V23H39ZM38 24V25H39ZM41 24H43V23H41ZM47 24V23H46ZM52 24V23H51ZM50 24V25H51ZM58 24V23H57ZM101 24V23H100ZM107 24V23H106ZM121 24H122V22H121ZM169 24V23H168ZM189 24V25H188ZM199 25H200V23H198ZM224 24V25H225ZM244 24H246V23H244ZM1 26H3L2 24H0ZM10 25V26H11ZM18 25V24H17ZM22 25H24L23 23H22ZM31 25V24H30ZM33 25V24H32ZM49 25V24H48ZM49 25V26H50ZM64 25V24H63ZM110 25V24H109ZM202 25V24H201ZM205 25V24H204ZM209 25V24H208ZM222 26V28L223 29H225V27L227 26ZM233 25V24H232ZM231 25V26H232ZM239 25V26H240ZM248 25H250V24H248ZM247 25V26H248ZM7 26V25H6ZM41 26V25H40ZM57 26V25H56ZM104 26V25H103ZM102 26V27H103ZM118 26H119V24H118ZM122 26V25H121ZM176 26V25H175ZM181 26V27H182ZM207 26V25H206ZM213 26V28H215ZM238 26V27H239ZM22 27H24V26H21V28ZM34 27H35V25H34ZM51 27V26H50ZM109 27H111V26H109ZM123 27V26H122ZM201 27H204V26H201ZM217 27V26H216ZM236 27V26H235ZM240 27H244L243 25L242 26H240ZM239 27V28H240ZM5 28V27H4ZM13 28V27H12ZM19 28V27H18ZM37 28H40V27H38L37 26ZM43 28V27H42ZM55 28V27H54ZM53 28V29H54ZM98 28V27H97ZM99 28H101V27H99ZM105 28H107V27H105ZM175 28V27H174ZM205 28H207V27H205ZM231 28V27H230ZM230 28H226V30L225 31H228L227 29H230ZM239 28H238V30H239ZM245 28V27H244ZM259 28V27H258ZM23 29H25V28H23ZM49 29H51V28H49ZM48 29V26H47V30H46V32L49 30ZM199 29H201V28H199ZM202 29H204V28H202ZM207 29H209V28H207ZM207 29H205V30H207ZM211 29H212V27H211ZM210 29V30H211ZM223 29H221L220 28V30H218V31H221L220 33L223 35V36H220L221 38L223 37V40L224 39H227V40H230L231 39V35H229L230 33L231 34H235V33H232V31H228L229 32V34H228V32H222L223 31ZM250 29V28H249ZM252 29V31H253V28H251ZM41 30V29H40ZM60 30V29H59ZM110 30V29H109ZM233 30V29H232ZM237 30V29H236ZM235 30V31H236ZM241 30V29H240ZM246 30V29H245ZM248 30V29H247ZM58 31V30H57ZM63 31V30H62ZM103 31V30H102ZM101 31V32H102ZM111 31V30H110ZM123 31V30H122ZM177 31V30H176ZM202 31V30H201ZM212 31V30H211ZM210 31V32H211ZM214 31H217V29L216 30H214ZM214 31H212V32H214ZM234 31V30H233ZM242 31V30H241ZM56 32V31H55ZM65 32V31H64ZM70 32V31H69ZM69 32H67L68 34H69ZM101 32H100V34H101ZM175 32V33H174ZM254 32V31H253ZM252 32V33H253ZM86 33H87V31H86ZM89 33V32H88ZM87 33V34H88ZM95 33V32H94ZM123 33V32H122ZM178 33V32H177ZM179 33H180V31H179ZM203 33V32H202ZM201 33V34H202ZM219 33V34H220ZM254 33H256V32H254ZM264 33V32H263ZM47 34V33H46ZM108 34V33H107ZM213 34V33H212ZM215 34V33H214ZM239 34H240V32H239ZM238 34V35H239ZM53 35H54V33H53ZM59 35V34H58ZM61 35V34H60ZM77 35H78V33H77ZM76 35V33H75V36H77ZM80 35V34H79ZM88 35H90V34H88ZM258 35V34H257ZM69 36V35H68ZM67 36V37H68ZM126 36V35H125ZM177 37V34H175L174 35V37ZM178 36H179V34H178ZM199 36V35H198ZM216 36L219 38V35L216 33ZM234 36V35H233ZM235 36H237V35H235ZM240 36V35H239ZM254 36H255V34H254ZM261 36V37H260ZM48 37H50V36H47V38ZM60 37V36H59ZM73 37V36H72ZM85 37H86V35H85ZM88 37V36H87ZM91 37V36H90ZM99 37V36H98ZM187 37V38H188ZM191 37V38H190ZM214 37H215V35H214ZM216 37V38H217ZM259 37H260V39L261 38H264V35H262V33H261V35H259ZM51 38V37H50ZM57 38H58V36H57ZM71 38V37H70ZM70 38H67V39H70ZM73 38H75L76 39V37H73ZM115 38V37H114ZM127 38V37H126ZM186 38V37H185ZM207 38V37H206ZM213 38V37H212ZM217 38V39H218ZM233 38V37H232ZM242 38V37H241ZM24 39H26V38H24ZM66 39V40H67ZM88 38H86V39H84V40H87ZM117 40H118V38H116ZM175 38H173V39H171L172 41L174 40ZM181 39V38H180ZM179 39V40H180ZM208 39V38H207ZM237 39V38H236ZM235 38H234V41L236 40ZM256 39V38H255ZM63 40V39H62ZM66 40H64V41H66ZM71 40H72V38H71ZM81 40V39H80ZM95 40V39H94ZM117 40H115V41H117ZM223 40H221L222 42H223ZM226 40V41H227ZM233 40V39H232ZM231 40V41H232ZM264 40V39H263ZM68 41V40H67ZM83 41V40H82ZM109 41V40H108ZM181 41V40H180ZM209 41V40H208ZM219 41V40H218ZM230 41V42H231ZM76 42V41H75ZM96 42V41H95ZM183 42V41H182ZM211 42V41H210ZM236 42V41H235ZM248 42V41H247ZM258 42V41H257ZM264 42V41H263ZM74 43V42H73ZM77 43V42H76ZM80 43V41L77 43V44H79ZM85 43V42H84ZM83 42L82 43H80L81 45L82 44H84ZM179 42L178 41H176V40H174V43L173 44H178ZM181 43V42H180ZM197 43V42H196ZM208 43V42H207ZM227 43V42H226ZM234 43V42H233ZM252 43V42H251ZM67 44V43H66ZM114 44V43H113ZM116 44V43H115ZM114 44V45H115ZM184 44V43H183ZM202 44V43H201ZM212 44V43H211ZM220 44V43H219ZM255 44V43H254ZM254 44H253V48H255V46H254ZM257 44H261V42L260 43H257ZM101 45V44H100ZM208 45H210V43H208L206 46H204V48H206ZM213 45V44H212ZM224 45V44H223ZM236 45H237V43H236ZM252 45V44H251ZM264 45V44H263ZM69 46H70V44H69ZM68 45H66V47H69ZM199 46V45H198ZM197 46V47H198ZM238 46V45H237ZM258 46H260V45H258ZM178 48H179V46H177ZM176 47V48H177ZM183 47H184V45H183ZM182 47V48H183ZM186 47V46H185ZM191 47V46H190ZM208 47H210V46H208ZM221 47V46H220ZM225 47H226V45H225ZM257 47V46H256ZM262 47V46H261ZM194 48V47H193ZM203 47H201V49H202ZM9 49V48H8ZM181 50V49H180ZM107 51V50H106ZM161 51H162V53H161ZM179 51V50H178ZM185 51V50H184ZM195 51V50H194ZM202 51H204V49L202 50ZM201 51V52H202ZM211 51V50H210ZM217 51V50H216ZM256 51V50H255ZM118 52V51H117ZM116 52V53H117ZM176 52V51H175ZM174 52V53H175ZM181 52H182V50H181ZM205 52V51H204ZM230 52V51H229ZM263 52V51H262ZM93 53V52H92ZM212 53V52H211ZM215 53V52H214ZM160 54H163L164 56H162L163 58H165V60H164V63H165V61H166V63H168V65H167V69H164V68H162L163 66H161L160 64H158L157 62L158 61H160V60H158V57H159V55ZM208 54H210V52H209V50H208V53H206L205 55H204V57L206 58V56H208L209 57V55ZM216 54V53H215ZM230 54V53H229ZM175 55V54H174ZM176 55H177V53H176ZM175 55V56H176ZM183 55V54H182ZM181 55V56H182ZM214 55V54H213ZM115 56V55H114ZM178 56H179V54H178ZM177 56V57H178ZM229 56H231V54L229 55ZM233 56V55H232ZM262 56H263V54H262ZM184 57V56H183ZM186 57V56H185ZM180 59V58H179ZM207 59V58H206ZM97 60V59H96ZM183 60V59H182ZM100 61V60H99ZM206 61V60H205ZM216 61V60H215ZM29 62V61H28ZM101 62V61H100ZM179 63H180V61H178ZM184 62H185V60H184ZM196 62V61H195ZM95 63H96V61H95ZM95 63H93L94 65H95ZM181 63H183V62H181ZM88 64V63H87ZM92 64V65H93ZM104 64V63H103ZM187 64V63H186ZM98 65H99V63H98ZM106 65V64H105ZM166 65V64H165ZM188 65V64H187ZM228 65V64H227ZM236 65V64H235ZM88 66H90V65H88ZM87 66V67H88ZM233 66V65H232ZM261 66H263V65H261ZM86 67V68H87ZM103 67H106V66H103ZM184 67H186V66H184ZM190 67V66H189ZM244 67V66H243ZM17 68V67H16ZM188 68V67H187ZM264 68V67H263ZM27 69V68H26ZM87 69H89V68H87ZM90 69H92V68H90ZM95 69V68H94ZM103 69V68H102ZM97 70H99V69H97ZM199 70V69H198ZM88 71V70H87ZM92 71V70H91ZM104 71V70H103ZM184 71V70H183ZM239 72V71H238ZM262 72V71H261ZM234 73V72H233ZM232 74V73H231ZM236 74V73H235ZM205 76V75H204ZM203 76V77H204ZM233 76V75H232ZM206 77V76H205ZM215 77V76H214ZM221 77V76H220ZM219 78V77H218ZM245 78V77H244ZM215 79V78H214ZM248 79V78H247ZM190 81V80H189ZM212 81V80H211ZM239 81V80H238ZM244 81V80H243ZM251 81V80H250ZM101 82V81H100ZM216 82V81H215ZM213 83V82H212ZM219 83H220V81H219ZM218 83V84H219ZM243 83V82H242ZM250 83V82H249ZM92 84V83H91ZM251 84V83H250ZM188 85V84H187ZM190 85V84H189ZM245 85V84H244ZM251 86V85H250ZM241 87H243V86H241ZM87 88V87H86ZM85 88V89H86ZM98 88V87H97ZM188 88L189 89H191L189 86H188ZM193 88V90H194V87H192ZM227 88V87H226ZM263 89V88H262ZM261 89V90H262ZM103 90V89H102ZM120 90V89H119ZM195 90H196V86H195ZM224 90V89H223ZM236 90V89H235ZM257 90H258V88H257ZM260 90V91H261ZM214 91H215V89H214ZM213 91V92H214ZM106 92V91H105ZM197 92V91H196ZM225 92V91H224ZM107 93V92H106ZM226 93V92H225ZM262 93V92H261ZM104 94V93H103ZM195 94V93H194ZM221 94V93H220ZM260 94V93H259ZM107 95V94H106ZM243 96V95H242ZM110 97V96H109ZM116 97V96H115ZM240 97V96H239ZM93 98V97H92ZM95 98V97H94ZM242 98V97H241ZM263 98V97H262ZM88 99V98H87ZM110 99V98H109ZM240 99V98H239ZM241 100V99H240ZM259 100V99H258ZM262 100V99H261ZM91 101H92V99H91ZM98 101H99V99H98ZM207 101V100H206ZM36 103V102H35ZM55 103V102H54ZM82 103V102H81ZM90 103V102H89ZM88 103V104H89ZM223 103V102H222ZM85 104H86V101H85ZM87 104V105H88ZM92 104V103H91ZM237 104V103H236ZM245 104V103H244ZM60 105V104H59ZM84 105V104H83ZM240 105V104H239ZM249 105H251V104H249ZM75 106V105H74ZM93 106V105H92ZM91 106V107H92ZM140 106V105H139ZM244 106V105H243ZM58 107V106H57ZM62 107V106H61ZM83 107V106H82ZM234 107V106H233ZM249 107V106H248ZM6 108V107H5ZM85 108V107H84ZM83 108V109H84ZM146 108H147V106H146ZM166 108V107H165ZM3 109H4V107H3ZM105 109V108H104ZM136 109H137V107H136ZM140 109H141V107H140ZM144 109H145V107H144ZM170 109V108H169ZM87 110H89L88 109V107H87ZM77 111V110H76ZM134 111V110H133ZM137 111V110H136ZM247 111V110H246ZM90 112V111H89ZM157 112V111H156ZM174 112V111H173ZM79 113V112H78ZM91 113V112H90ZM107 113V112H106ZM149 113H151V111L149 112ZM155 113V112H154ZM161 113V112H160ZM179 113V112H178ZM230 113V112H229ZM83 114V113H82ZM92 114H93V112H92ZM95 114V113H94ZM93 114V115H94ZM141 114V113H140ZM174 114V113H173ZM234 114V113H233ZM90 115V114H89ZM151 115H152V113H151ZM150 115V116H151ZM157 115V114H156ZM189 115V114H188ZM67 116V115H66ZM91 116V115H90ZM90 116H89V118H90ZM160 116V115H159ZM77 117V116H76ZM87 117V116H86ZM93 117V116H92ZM109 117V116H108ZM163 118H164V116H162ZM251 117V116H250ZM88 118V117H87ZM88 118V119H89ZM95 118V117H94ZM94 118L93 119H91V122H94V121H92V120H94ZM137 118V117H136ZM153 118V117H152ZM168 118V117H167ZM244 118V117H243ZM247 118V117H246ZM82 119V118H81ZM187 119H189V118H187ZM249 119V118H248ZM87 120V119H86ZM90 120V119H89ZM153 120V119H152ZM170 120V119H169ZM190 120V119H189ZM232 120V119H231ZM238 120V119H237ZM57 121V120H56ZM55 121V122H56ZM99 121V120H98ZM137 121V120H136ZM150 121V120H149ZM149 121H148V123H149ZM168 122V121H167ZM171 122V121H170ZM245 122V121H244ZM243 122V123H244ZM89 123H90V121H89ZM185 123H186V121H185ZM242 123V122H241ZM58 124H60V123H58ZM64 124V123H63ZM84 124V123H83ZM86 124V123H85ZM87 124H88V122H87ZM103 124V123H102ZM130 124V123H129ZM170 124V123H169ZM190 125H191V123H189ZM199 124V123H198ZM250 124V123H249ZM248 124V125H249ZM55 125V124H54ZM100 125V124H99ZM200 125V124H199ZM240 125V124H239ZM44 126V125H43ZM72 126V125H71ZM87 126H89V124L87 125ZM86 126V127H87ZM153 126V125H152ZM184 126V125H183ZM187 126V125H186ZM235 126V125H234ZM242 126V125H241ZM62 127V126H61ZM83 127V126H82ZM85 127V128H86ZM101 127V126H100ZM160 127V126H159ZM191 126H189V128H190ZM240 127V126H239ZM64 128V127H63ZM129 128V127H128ZM8 129V128H7ZM46 129V128H45ZM67 129V128H66ZM87 129V128H86ZM96 129V128H95ZM103 129V128H102ZM144 129V128H143ZM148 129H149V131H150V127H148ZM154 129V128H153ZM161 129V128H160ZM137 130V129H136ZM144 130H147V128L146 129H144ZM199 130H201V129H199ZM148 131V130H147ZM148 131V132H149ZM82 132H84V131H82ZM145 132V131H144ZM189 132V131H188ZM200 132V131H199ZM86 133V132H85ZM163 133V132H162ZM182 133V132H181ZM36 134H37V132H36ZM118 134V133H117ZM146 134V133H145ZM111 135H112V133H111ZM125 135H127V134H125ZM139 135V134H138ZM152 135V134H151ZM50 136V135H49ZM53 136V135H52ZM120 136V135H119ZM141 136V135H140ZM186 136V135H185ZM204 136V135H203ZM1 137V136H0ZM3 137V136H2ZM184 137V136H183ZM212 137V136H211ZM123 138H124V136H123ZM127 138V137H126ZM137 138V137H136ZM152 138V137H151ZM236 138V137H235ZM239 138V137H238ZM86 139V138H85ZM107 139V138H106ZM122 139V138H121ZM145 139V138H144ZM149 139V138H148ZM156 139V138H155ZM155 139H153V140H155ZM3 140V139H2ZM5 140V139H4ZM8 140V139H7ZM49 140V139H48ZM68 140V139H67ZM73 140V139H72ZM119 140V139H118ZM128 140V139H127ZM131 140V139H130ZM187 140V139H186ZM202 140H203V138H202ZM215 140V139H214ZM222 141H223V139H221ZM227 140V139H226ZM122 141V140H121ZM142 141H143V139H142ZM147 141H149V140H147ZM151 141V140H150ZM56 142V141H55ZM125 142V141H124ZM127 142V141H126ZM125 142V143H126ZM128 142H129V140H128ZM141 142V141H140ZM155 142V141H154ZM204 142V141H203ZM227 142V141H226ZM226 142H225V144H226ZM45 143V142H44ZM50 143V142H49ZM57 143V146H59L58 145V142H56ZM64 143V142H63ZM112 143V142H111ZM150 143V142H149ZM156 144H157V142H155ZM159 143V142H158ZM7 144V143H6ZM54 144V143H53ZM60 144V143H59ZM120 144V143H119ZM135 144V143H134ZM137 144V143H136ZM144 144V143H143ZM145 144H148V143H145ZM184 144V143H183ZM200 144V143H199ZM1 145V144H0ZM114 145V144H113ZM158 145V144H157ZM157 145H154V147H158L159 148V146H157ZM162 145V144H161ZM160 145V146H161ZM205 145V144H204ZM214 145H216V144H214ZM188 146V145H187ZM227 146V145H226ZM11 147V146H10ZM51 147H54V146H51ZM123 147H124V145H123ZM132 147V146H131ZM131 147H129V149L131 148ZM141 147H143V145L141 146ZM154 147H152V152H153V148ZM164 147V146H163ZM162 147V148H163ZM112 148V147H111ZM128 148V147H127ZM157 148V149H158ZM171 148V147H170ZM227 148V147H226ZM225 148V149H226ZM260 148V147H259ZM262 148V147H261ZM1 149H2V147H1ZM141 148H139L138 150H140ZM156 149V150H157ZM160 149H161V147H160ZM189 149V148H188ZM228 149V148H227ZM226 149V150H227ZM263 149V148H262ZM66 150V149H65ZM77 150V149H76ZM111 150V149H110ZM134 150V149H133ZM144 150V149H143ZM225 150V151H226ZM232 150V151H233ZM238 150V149H237ZM67 151V150H66ZM69 151V150H68ZM75 151V150H74ZM142 151V150H141ZM150 151V152H151ZM169 151V150H168ZM0 152H2V151H0ZM3 152H5V151H3ZM78 152V151H77ZM100 152H102V151H100ZM143 152V151H142ZM146 152V151H145ZM145 152H143V153H145ZM149 152V151H148ZM147 152V153H148ZM149 152V153H150ZM151 152V153H152ZM255 153H256V151H254ZM163 153V152H162ZM178 153V152H177ZM230 153V152H229ZM233 153V159H232V161H233V168L235 169V173H237L238 175H239V178H240V182L242 183V185L245 187V188H247L249 191H251V193H253V194H255L256 196H258L259 198H264V190L261 188V186H263V185H259L258 183H257V181H254L253 179H255V178H252L247 172H248V170H247V172L245 171V169H244V167H243V162L241 163L240 162V158H238V156H237V153H235V152H232ZM260 153V152H259ZM262 153V152H261ZM28 154V153H27ZM134 154V153H133ZM137 154V153H136ZM136 154H134V155H136ZM156 154V153H155ZM168 154V153H167ZM173 154V153H172ZM171 154V155H172ZM251 154V153H250ZM8 155H9V153H8ZM12 155V154H11ZM132 155V154H131ZM133 155V156H134ZM140 155V154H139ZM148 155H150V154H148ZM152 155V154H151ZM157 155V154H156ZM155 155V156H156ZM162 155V154H161ZM160 155V156H161ZM177 155V154H176ZM183 155V154H182ZM252 155V154H251ZM254 155V154H253ZM3 156V155H2ZM32 156V155H31ZM98 156V155H97ZM108 156V155H107ZM118 156V155H117ZM122 156V155H121ZM138 156V155H137ZM142 155H140V157H141ZM154 156V157H155ZM157 156H159V155H157ZM197 155H195V157H196ZM230 156V155H229ZM1 157V156H0ZM8 157V156H7ZM6 157V158H7ZM10 157V156H9ZM50 157V156H49ZM125 157V156H124ZM153 157V156H152ZM181 157V156H180ZM3 158H5L4 156H3ZM14 158V157H13ZM74 158V157H73ZM101 158V157H100ZM106 158V157H105ZM109 158V157H108ZM129 158V157H128ZM127 158V159H128ZM131 158H132V156H131ZM144 158L146 159V157H145V155H144ZM174 158V157H173ZM244 158V157H243ZM246 158H247V156H246ZM12 159V158H11ZM15 159V158H14ZM38 159V158H37ZM50 159V158H49ZM125 160H127L126 158H124ZM133 160H134V157L132 158ZM140 159V158H139ZM142 159V158H141ZM140 159V160H141ZM155 160L154 161H156V158H154ZM158 160H160L159 158H157ZM161 159H162V157H161ZM170 159V158H169ZM182 159V158H181ZM181 159H179L178 158V160H180L181 161ZM192 159V158H191ZM248 159V158H247ZM6 160V163L8 162L7 161V159H5ZM8 160H10V159H8ZM17 160V159H16ZM34 160V159H33ZM33 160H31V161H33ZM59 160V159H58ZM95 160V159H94ZM102 160V159H101ZM107 160H109V159H107ZM121 160L122 161H124L123 159H120V162H121ZM140 160H138V161H140ZM147 160V159H146ZM145 160V161H146ZM148 160H150V158L148 159ZM194 159H192V161H193ZM246 160V159H245ZM20 161V160H19ZM49 161V160H48ZM53 161V160H52ZM106 161V160H105ZM117 161V160H116ZM137 161V160H136ZM162 161V160H161ZM164 161V160H163ZM174 161V160H173ZM180 161H177V162H179L180 163ZM10 162V161H9ZM13 162V161H12ZM12 162H10L11 163V165H12ZM21 162V161H20ZM34 162V161H33ZM38 162V161H37ZM100 162V161H99ZM127 162V161H126ZM142 162V161H141ZM160 162V161H159ZM176 162V161H175ZM182 162L184 163V161L182 160ZM189 162H191V161H189ZM247 162V161H246ZM2 163V162H1ZM22 163V162H21ZM39 163V162H38ZM101 163V162H100ZM105 163V162H104ZM131 163V162H130ZM129 163V164H130ZM134 163H135V161H134ZM134 163H132V164H134ZM138 163V165H139V162H136L135 164H137ZM174 163V162H173ZM182 163V164H183ZM188 163V162H187ZM14 164V163H13ZM23 164V163H22ZM28 164H29V162H28ZM40 164V163H39ZM72 164V163H71ZM78 164V163H77ZM113 164V163H112ZM142 164V163H141ZM141 164H140V166H141ZM148 164V163H147ZM155 164L157 165V161L155 162ZM159 164V163H158ZM169 164V163H168ZM185 164V163H184ZM189 164V163H188ZM190 164H193V163H190ZM3 165H5V164H3ZM7 165H8V163H7ZM15 165V164H14ZM23 165H25V164H23ZM31 165V164H30ZM33 165H34V163H33ZM98 165V164H97ZM120 164H118V166H119ZM154 165V164H153ZM170 165V164H169ZM176 165L178 166H176L178 169H179V166L181 165V163H180V165H178V163H176ZM185 165H187V164H185ZM185 165H183L184 167L183 168H185L186 166ZM251 165V164H250ZM249 165V166H250ZM48 166V165H47ZM80 166V165H79ZM87 166V165H86ZM90 166V165H89ZM122 167L124 166V164L123 165H121ZM129 166V165H128ZM128 166H126V167H128ZM132 166V165H131ZM136 166V165H135ZM134 166V167H135ZM146 166V165H145ZM148 166V165H147ZM149 166H152L151 164L149 165ZM155 166V165H154ZM153 166V167H154ZM174 166V165H173ZM172 166V167H173ZM248 166V167H249ZM6 167H8V166H6ZM18 167V166H17ZM22 167V166H21ZM24 167V166H23ZM35 167H37L38 168V166L36 165ZM35 167H34V169H35ZM40 167V166H39ZM43 167V166H42ZM52 167V166H51ZM68 167V166H67ZM84 167V166H83ZM96 167V166H95ZM104 167V166H103ZM125 167V166H124ZM166 167V166H165ZM175 167V166H174ZM182 167V166H181ZM261 167V166H260ZM14 168V167H13ZM25 168V167H24ZM81 168V167H80ZM92 168V167H91ZM116 168V167H115ZM129 168V167H128ZM127 168V169H128ZM131 168H133V167H131ZM147 168V167H146ZM158 168H159V165H158ZM193 168V167H192ZM232 168V169H233ZM255 168V167H254ZM258 168V167H257ZM257 168H255V169H257ZM4 169H6L5 167H4ZM28 169V168H27ZM33 169V171H35ZM47 168H40V170H39V168L36 170V174H35V177H29V181H28V183L29 182H31V180L32 181H35L34 180V178H38V187H40V188H42V187H44V188H42L41 189V195H42V200H43V197H45L44 198V200L45 199H47V201L45 200V202H49V200L50 199H52L53 201H54V203L56 202V204L57 205H60V204H58V199H59V197L58 198H55L54 199V195H52V192H53V190H52V188H54L55 189V187H54V185L52 184V182L50 181L51 179L50 178H46V172H47V170H46ZM117 169V168H116ZM121 169V168H120ZM126 168H125V170H127ZM136 169V168H135ZM134 169V170H135ZM155 169V168H154ZM211 169V168H210ZM254 169V170H255ZM10 170V169H9ZM12 170V169H11ZM14 171L15 170H17L16 169V166H15V169H13ZM78 170V169H77ZM129 170H130V168H129ZM149 170V169H148ZM151 170V169H150ZM174 170H175V168H174ZM181 170V169H180ZM184 170V169H183ZM18 171V170H17ZM25 170H23V172H24ZM33 171H32V173H33ZM97 171V170H96ZM111 171V170H110ZM122 171V170H121ZM121 171H119V172H121ZM137 171V170H136ZM135 171V172H136ZM143 171V170H142ZM152 171V170H151ZM261 171V170H260ZM5 172H6V170H5ZM10 172V171H9ZM9 172H7V173H9ZM22 172V171H21ZM31 171H30V169H29V173H30ZM69 172H70V170H69ZM114 172V171H113ZM119 172H117V176H118V173ZM125 172V171H124ZM123 172V173H124ZM128 172L129 171H127V174H128ZM139 172V171H138ZM145 172H148V171H146L145 170ZM171 172V171H170ZM176 172H178V171H175V173ZM179 172H181V171H179ZM188 172V171H187ZM191 172V171H190ZM194 172V171H193ZM11 173H12V171H11ZM14 174H16L17 172H13ZM48 173V172H47ZM51 173V172H50ZM72 173H74V172H72ZM77 173V172H76ZM103 173V172H102ZM109 173V172H108ZM122 173V174H123ZM156 173V172H155ZM167 173V172H166ZM174 173V174H175ZM201 173V172H200ZM0 174H1V176H0V185H3V183H6L7 181H5V176L6 177H9V175L7 176V175H5L4 173H3V171H0ZM24 174V173H23ZM26 174V173H25ZM24 174V175H25ZM31 174V173H30ZM96 174V173H95ZM126 173H124L123 175H125ZM126 174V175H127ZM146 174V173H145ZM154 174V173H153ZM168 174V173H167ZM189 174H191V173H189ZM21 176H22V174H20ZM19 175V176H20ZM28 175V174H27ZM48 175V174H47ZM49 175H51V174H49ZM116 175V174H115ZM123 175H121V176H123ZM125 175V176H126ZM131 175V174H130ZM129 175V176H130ZM144 175V174H143ZM142 174H141V176H143ZM147 175V174H146ZM145 175V176H146ZM150 175V174H149ZM149 175H148V177H149ZM152 175V174H151ZM220 175V174H219ZM254 175V174H253ZM17 176V175H16ZM18 176V177H19ZM26 176V175H25ZM29 176H33V175H29ZM120 176V177H121ZM154 176V175H153ZM156 176V175H155ZM162 176H164V174L162 175ZM161 176V177H162ZM175 176V175H174ZM205 176V175H204ZM232 176H234V175H232ZM257 176V175H256ZM13 176H11V178H12ZM109 177V176H108ZM110 177H111V175H110ZM112 177H113V175H112ZM169 177H170V175H169ZM173 177V176H172ZM186 177H188V176H186ZM63 178V177H62ZM132 178V177H131ZM147 178V177H146ZM155 178H159V177H155ZM163 178V177H162ZM176 178V177H175ZM178 178V177H177ZM176 178V179H177ZM7 179V178H6ZM25 179H26V177H25ZM28 179V178H27ZM111 179V178H110ZM172 179V178H171ZM183 179H186L185 177L183 178ZM182 179V181H183V183H185L184 182V180ZM79 180V179H78ZM104 180H105V178H104ZM107 180V179H106ZM115 180V179H114ZM113 180V181H114ZM128 180H129V178H128ZM131 180V179H130ZM158 180V179H157ZM164 180H165V178H164ZM175 180V179H174ZM188 180V179H187ZM186 180V181H187ZM189 180H191V179H189ZM216 180V179H215ZM218 180V179H217ZM236 180V179H235ZM261 180V179H260ZM16 181V180H15ZM43 181H45V182H43ZM52 181H53V179H52ZM71 181V180H70ZM83 181V180H82ZM87 181V180H86ZM126 181H127V179H126ZM159 182H161V180H158ZM166 181V180H165ZM165 181H163V182H165ZM169 181V180H168ZM193 181V180H192ZM230 181H232V180H230ZM12 182V181H11ZM36 182V181H35ZM68 182V181H67ZM84 182V181H83ZM107 182H111V181H107ZM130 182V181H129ZM156 183H157V181H155ZM158 182V183H159ZM170 182V181H169ZM188 182V181H187ZM187 182H186V184H187ZM198 182V181H197ZM196 182V183H197ZM205 182H208V181H205ZM223 182V181H222ZM221 182V183H222ZM227 182V181H226ZM13 183H17V181L16 182H14L13 181ZM12 183V184H13ZM40 183V184H39ZM43 183L45 184V186H43ZM102 184H103V182H101ZM106 183V182H105ZM123 183V182H122ZM121 183V184H122ZM126 183V182H125ZM128 183V182H127ZM153 183V182H152ZM155 183V184H156ZM173 183V182H172ZM175 183V182H174ZM177 183V182H176ZM180 183V182H179ZM183 183L180 185V187L183 185ZM189 183V182H188ZM261 183V182H260ZM8 184V183H7ZM11 184V185H12ZM35 184H37V183H35ZM134 184V183H133ZM162 184V183H161ZM160 184V185H161ZM165 184H166V182H165ZM171 183H169V187L171 186L170 185ZM190 184V183H189ZM192 184H193V182L190 184V186L189 187H191L192 186ZM207 184V183H206ZM214 184V183H213ZM10 185V186H11ZM16 185H19L20 186V184H16ZM32 185V184H31ZM75 185V184H74ZM80 185H81V183H80ZM79 185V186H80ZM84 185V184H83ZM87 185V184H86ZM154 185V184H153ZM157 185H159V184H157ZM167 185V184H166ZM166 185H165V187H166ZM176 185V184H175ZM185 185V184H184ZM184 185H183V187H184ZM194 185V184H193ZM218 185V184H217ZM222 185H224V184H222ZM237 185H239V184H237ZM10 186L8 187V189H7V186H4V189H6L5 190V195L3 194V192H2V194L5 196L4 198V200L3 201H5L4 203H2V197H0V206L2 205H4V207L5 208H8V210H9V212H11L10 214H6V216H5V220L7 221L6 222V225L8 226V228H11L10 230H12L13 229V227H12V225L10 224V221H11V219H12V222L11 223H14L13 221H14V219L15 218H17L18 216H19V218L24 214L25 216H23L24 218H26V217H29L30 218V222H31V225L35 222V224L36 223H40L41 224V226L42 225H44V226H46L47 224H48V222L50 221V219L52 218H50L49 217V221L47 222V220H48V216L46 217H44V218H41V216H42V214H40V217H39V219L38 218H36L35 217V214H34V212H35V209H34V206H28L27 204H29V203H27L26 204V201H25V198L28 196L29 197V199L31 200L32 198L30 197L31 196V194L29 195H27V193L25 194V198H21L20 196H16V191H15V189L13 190L12 188H10ZM35 186V185H34ZM36 186V187H37ZM126 186H128V185H124V186H122V187H126ZM149 186H151V185H149ZM195 186V185H194ZM227 186V185H226ZM6 187V188H5ZM12 187V186H11ZM26 187V186H25ZM37 187V188H38ZM48 187V188H47ZM58 187V186H57ZM72 187H74V186H72ZM77 187V186H76ZM82 187V186H81ZM85 187V186H84ZM92 187H93V185H92ZM97 187V186H96ZM130 187H131V184H130ZM130 187L129 188H127V190L125 191V193L127 192V191H129L128 189H130ZM137 187H138V185H137ZM155 187H156V185H155ZM160 187V186H159ZM177 187H178V185H177ZM193 187V186H192ZM196 187H198V186H196ZM217 187V186H216ZM13 188H15V186L13 187ZM20 188V187H19ZM33 188H35V187H32L31 189L33 190ZM89 188L91 189V185L89 186ZM88 188V189H89ZM94 188V187H93ZM111 188V187H110ZM121 188V187H120ZM136 188V187H135ZM149 188V187H148ZM168 188V187H167ZM57 189V188H56ZM70 189H72V188H70ZM74 189V188H73ZM78 189H79V187L77 188V191H78ZM83 189V188H82ZM89 189V190H90ZM119 189V188H118ZM126 189V188H125ZM132 189H134V188H132ZM159 189V188H158ZM171 189V188H170ZM183 189V188H182ZM3 190V189H2ZM1 190V191H2ZM25 190V189H24ZM28 190V189H27ZM29 190H30V187H29ZM88 190V191H89ZM94 190V189H93ZM116 190V189H115ZM153 190V189H152ZM151 190V191H152ZM157 190V189H156ZM167 190H169V189H167ZM174 190H175V188H174ZM15 191V192H14ZM20 191H22V190H20ZM19 191V192H20ZM58 191V190H57ZM57 191H54L55 193L57 192ZM66 191V190H65ZM82 191V190H81ZM83 191H84V189H83ZM99 191V190H98ZM124 191V190H123ZM150 191V192H151ZM155 191V190H154ZM164 191H166V190H164ZM18 192V193H19ZM31 192V191H30ZM36 193H37V191H35ZM64 192V191H63ZM85 192V191H84ZM121 193H122V191H120ZM130 192V191H129ZM134 192V191H133ZM132 192V193H133ZM175 192V191H174ZM183 192V191H182ZM59 193V192H58ZM134 193H136V192H134ZM153 193V192H152ZM151 193V194H152ZM178 193H179V191H178ZM212 193V192H211ZM23 194V193H22ZM57 194V193H56ZM89 194V193H88ZM88 194H87V196H88ZM170 194V193H169ZM172 194V193H171ZM170 194V195H171ZM183 194H184V192H183ZM228 194H229V192H228ZM1 195V194H0ZM19 195V194H18ZM33 195V194H32ZM94 195V194H93ZM121 195V194H120ZM125 195V194H124ZM127 195H129V194H127ZM136 195V194H135ZM134 195V196H135ZM150 195V194H149ZM167 195V194H166ZM234 195V194H233ZM58 196V195H57ZM56 196V197H57ZM116 196H117V192H116ZM126 196V195H125ZM142 196V195H141ZM169 196V195H168ZM167 196V197H168ZM176 196V195H175ZM180 196V195H179ZM196 196H198V195H196ZM33 197V196H32ZM37 197H38V195H37ZM77 197V196H76ZM80 197H81V195H80ZM83 197H86V195L85 196H83ZM111 197V196H110ZM124 196H122V198H123ZM131 197V196H130ZM177 197V196H176ZM191 197H193V196H191ZM40 198V197H39ZM92 198V197H91ZM97 198V197H96ZM101 198V197H100ZM135 198V197H134ZM137 198V197H136ZM170 198V197H169ZM169 198H167V199H169ZM178 198V197H177ZM177 198H176V200H177ZM28 198H26V200H27ZM28 199V200H29ZM57 199V200H56ZM84 199H87V198H84ZM83 199V200H84ZM102 199H104V198H102ZM101 199V200H102ZM118 199V198H117ZM125 199V198H124ZM127 200V202L128 201H130L131 202V200H129V197L128 198H126ZM139 199V198H138ZM160 199V198H159ZM174 199H175V197H174ZM189 199H190V197H189ZM222 199V198H221ZM29 200V201H30ZM33 200H34V197H33ZM37 200H38V198H37ZM36 200V201H37ZM39 200H41V199H39ZM41 200V201H42ZM88 200V199H87ZM86 200V201H87ZM95 200V199H94ZM93 200V201H94ZM105 200H107V199H105ZM121 200V199H120ZM163 200H165V199H163ZM175 200V201H176ZM218 200V199H217ZM232 200H233V198H232ZM28 201V202H29ZM40 201V202H41ZM51 201V200H50ZM61 201H62V199H61ZM61 201H59L60 203H61ZM85 201V200H84ZM108 201V200H107ZM115 201V200H114ZM134 201V200H133ZM132 201V202H133ZM140 201H142V200H140ZM155 201V200H154ZM170 201V200H169ZM174 201V202H175ZM195 201V198H194V200H193V202ZM38 202V201H37ZM43 202V201H42ZM78 202H79V200H78ZM90 202H91V199H90ZM118 202H122V200L121 201H118ZM123 202H125L124 200H123ZM139 202V201H138ZM145 202V201H144ZM166 202V201H165ZM197 202V201H196ZM216 202V201H215ZM223 202V201H222ZM51 203V202H50ZM53 203V202H52ZM73 203H75V202H73ZM88 203H89V201H88ZM88 203H86V204H88ZM96 203H98V202H96ZM117 203V202H116ZM115 203V204H116ZM135 203H137V201L135 202ZM135 203H133V204H135ZM142 203H143V201H142ZM209 203V202H208ZM219 203V202H218ZM34 204V203H33ZM33 204H31V205H33ZM39 204V203H38ZM55 204V205H56ZM62 204V203H61ZM81 204H82V199H81ZM90 204V203H89ZM104 204V203H103ZM118 204V203H117ZM116 204V205H117ZM122 204V203H121ZM125 204V203H124ZM130 204H132V203H130ZM137 204H139V203H137ZM147 204V203H146ZM163 204V203H162ZM172 204V203H171ZM193 204V203H192ZM201 204V203H200ZM200 204H198V205H200ZM225 204V203H224ZM228 204V203H227ZM235 204V203H234ZM49 205V204H48ZM76 205H77V203H76ZM75 205V206H76ZM90 205H93V202H91V204ZM98 205V204H97ZM120 205V204H119ZM128 205V206H127ZM126 205V208L127 207H129L130 205H129V203ZM136 205V204H135ZM167 205V204H166ZM181 205V204H180ZM186 205V204H185ZM194 205V204H193ZM193 205H191V206H193ZM39 206V205H38ZM37 206V207H38ZM50 206H53V204H50ZM63 206V205H62ZM78 206H81L80 205V202H79V205ZM95 206L96 205H94V206H92V207H94L95 208ZM114 206V205H113ZM118 206V205H117ZM116 206V207H117ZM140 206V205H139ZM144 207H145V205H143ZM191 206H189L190 208H191ZM55 207V206H54ZM56 207H58V206H56ZM60 207H61V205H60ZM64 207V206H63ZM66 207V206H65ZM82 207H83V205H82ZM85 207V206H84ZM91 207V208H92ZM107 207V206H106ZM109 207V206H108ZM115 207V208H116ZM134 207V206H133ZM133 207H132V209H133ZM137 207V206H136ZM135 207V208H136ZM143 207V208H144ZM159 207V206H158ZM194 207V206H193ZM208 207V206H207ZM210 207V206H209ZM219 207V206H218ZM227 207V206H226ZM225 207V208H226ZM237 207V206H236ZM40 208H41V204H40ZM71 208V207H70ZM86 208V207H85ZM88 208H90V206L88 207ZM114 208V209H115ZM174 208V207H173ZM216 208V207H215ZM262 208V207H261ZM3 209V208H2ZM1 209V210H2ZM44 209H45V207H44ZM43 209V210H44ZM46 209H48V208H46ZM46 209L44 210V212L46 213ZM51 208L49 207V209L48 210H50ZM98 209V208H97ZM112 209V208H111ZM119 209V208H118ZM123 209V208H122ZM131 209V207H130V210H132ZM151 209V208H150ZM176 209V208H175ZM264 209V208H263ZM38 210V209H37ZM36 210V211H37ZM58 210V209H57ZM62 210V209H61ZM72 210V209H71ZM88 210V209H87ZM94 210V209H93ZM100 210H101V208H100ZM109 210V209H108ZM113 210V209H112ZM116 210V209H115ZM124 210V209H123ZM129 210V211H130ZM149 210V209H148ZM155 210V209H154ZM177 210V209H176ZM176 210H174V211H176ZM179 210L181 211L182 210V208L180 209L179 208ZM209 210V209H208ZM213 210H215V209H213ZM3 211H5V210H3ZM39 211H40V209H39ZM42 211V210H41ZM51 211H52V213H53V210L51 209ZM55 211H56V209H55ZM118 211H120V210H118ZM141 211H143L142 210V208H141ZM145 211V210H144ZM162 211V210H161ZM180 211H178V213L180 212ZM192 211V210H191ZM191 211H189V213L191 212ZM2 212V211H1ZM0 212V213H1ZM60 212V211H59ZM61 212H63V211H61ZM60 212V213H61ZM64 212H66L67 213V211H65L64 210ZM96 212V211H95ZM121 212V211H120ZM119 212V213H120ZM124 212V211H123ZM128 212V211H127ZM134 212V211H133ZM149 212V211H148ZM168 212V211H167ZM173 211H171V213H172ZM177 212V211H176ZM176 212L174 213L173 212V214H176ZM184 212V211H183ZM187 212V211H186ZM200 212V211H199ZM202 212V211H201ZM215 212H218V211H216L215 210ZM40 213V212H39ZM41 213H43V212H41ZM55 213V212H54ZM53 213V214H54ZM57 213V212H56ZM99 213V212H98ZM117 213V212H116ZM135 213V212H134ZM134 213H132V216L134 215ZM154 213V212H153ZM163 213V212H162ZM161 213V214H162ZM188 213V212H187ZM2 214V213H1ZM44 214V213H43ZM48 214V213H47ZM46 214V215H47ZM49 214H51V212L49 213ZM62 214V213H61ZM110 214H111V212L109 213V216H110ZM128 214H130L129 212H128ZM168 214V213H167ZM180 215L182 214V213H179ZM193 214L195 215V213L193 212ZM215 214V213H214ZM222 214V213H221ZM59 215L60 214H58V219H60L59 218ZM63 215V214H62ZM62 215H60V216H62ZM82 215V214H81ZM88 215H90V214H88ZM95 215V214H94ZM97 215V214H96ZM121 215V214H120ZM131 215V214H130ZM137 215V214H136ZM139 215V214H138ZM145 215V217H146V213L144 214ZM170 215V214H169ZM172 215V214H171ZM188 215V214H187ZM190 215V214H189ZM188 215V216H189ZM0 216H3V214L2 215H0ZM37 216V215H36ZM53 216V215H52ZM75 216V215H74ZM85 216V215H84ZM82 217V216H79L80 218L82 217L83 219H85V217ZM108 216V217H109ZM112 216V218L110 219V220H112L113 221V215H111ZM118 216H119V214H118ZM124 216H126V215H124ZM131 216V218L133 219V217ZM141 216V215H140ZM149 217H150V215H148ZM148 216L146 217V219L148 218ZM174 216V215H173ZM172 216V217H173ZM178 216V215H177ZM197 216H198V214H197ZM214 216V215H213ZM56 217V216H55ZM63 217V216H62ZM87 217H90V216H87ZM107 217V218H108ZM120 217V216H119ZM122 218H124L125 219V217H123V215L121 216ZM137 217V216H136ZM136 217H134V218H136ZM142 217V216H141ZM171 217V216H170ZM191 217H193V215L191 216ZM240 217V216H239ZM248 217V216H247ZM2 218V217H1ZM0 218V223L2 224V222H5V220H2ZM18 218V220H20ZM67 218V217H66ZM76 218V220L75 219H68L69 221H70V223H67L70 227L69 228H71L72 230H75V231H81V229L83 228V229H85V234L89 237V236H91V235H93L94 233L92 232V231H94V230H91V229H89L88 228V226L86 225V223L84 222V221H82V219H81V221L82 222H77V217H75ZM92 218V217H91ZM96 218V217H95ZM105 218V217H104ZM115 218V217H114ZM130 218V217H129ZM139 218V217H138ZM144 217H142L141 219H143ZM152 218V217H151ZM150 218V219H151ZM176 218V217H175ZM237 218V217H236ZM243 218V217H242ZM241 218V219H242ZM99 219V218H98ZM116 219V218H115ZM140 219V218H139ZM139 219H137V221L139 220ZM149 219V218H148ZM149 219V220H150ZM177 219V218H176ZM180 219V218H179ZM195 219V218H194ZM197 219H199V218H197ZM259 219V218H258ZM257 219V220H258ZM21 220H24V222L26 223V220L25 219H21ZM63 220V219H62ZM64 220H65V217H64ZM67 220V219H66ZM131 220V219H130ZM149 220H147L148 222H149ZM154 219H152V221H153ZM193 220V219H192ZM191 220V221H192ZM261 220H263V219H261ZM16 221V220H15ZM28 221H29V219H28ZM52 221V220H51ZM50 221V222H51ZM55 221V220H54ZM54 221H52V222H54ZM59 221V220H58ZM87 221H88V218H87ZM90 221H92V220H90ZM90 221H88V222H90ZM95 221V220H94ZM128 222H130L129 221V219L127 220ZM136 221V220H135ZM140 221V220H139ZM141 221H143V220H141ZM182 221V220H181ZM206 221V220H205ZM235 221V220H234ZM254 221V220H253ZM33 222V223H32ZM93 222V221H92ZM111 222V221H110ZM121 222H125V221H121ZM120 222V223H121ZM131 222H133V221H131ZM156 222V221H155ZM171 222V221H170ZM174 222V221H173ZM176 222H177V220H176ZM176 222H175V224H176ZM193 222H194V220L192 221V224H193ZM258 222V221H257ZM17 223H19L18 221H17ZM28 223V222H27ZM65 223V222H64ZM109 223V222H108ZM119 223V222H118ZM117 223V224H118ZM142 223V222H141ZM167 223V222H166ZM249 223V222H248ZM23 223H21V225H22ZM28 224H30V223H28ZM51 224V223H50ZM50 224H48V226L49 227H51L52 225H50ZM54 224V223H53ZM95 224V223H94ZM94 224H92L93 226H95ZM110 224V223H109ZM115 224V223H114ZM140 224V222H138V225ZM150 224V223H149ZM160 224V223H159ZM258 224H259V222H258ZM258 224H256V225H258ZM15 226H16V223L14 224ZM30 225V226H31ZM68 225H66L65 224V226L67 227ZM91 225V226H92ZM112 224H110V226H111ZM116 225V224H115ZM120 225H123V224H120ZM131 225H133V224H131ZM130 225V226H131ZM154 225H158V224H156V223H154ZM163 225V224H162ZM177 225V224H176ZM207 225V224H206ZM236 225V224H235ZM245 225V224H244ZM248 225V224H247ZM255 225V226H256ZM5 226V224L2 226L1 225V228L2 227H4ZM23 226H26V224L25 225H23ZM28 226V225H27ZM30 226H28V227H30ZM36 226V225H35ZM34 226V227H35ZM65 226H63V227H65ZM114 226V225H113ZM111 227L112 228V230H113V232L115 231V227ZM117 226V225H116ZM148 226V225H147ZM152 226H153V224H152ZM152 226H151V228H152ZM189 226V225H188ZM228 226V225H227ZM32 227H33V225H32ZM37 227V226H36ZM36 227H35V231H36ZM48 227V228H49ZM96 227V226H95ZM119 227V226H118ZM138 227H140V226H138ZM141 227H143V226H141ZM156 227V226H155ZM154 227V228H155ZM15 228V227H14ZM17 228V227H16ZM21 229H22V227H20ZM26 228V227H25ZM41 228V227H40ZM46 228V227H45ZM53 228V227H52ZM88 228V229H87ZM134 228V227H133ZM144 228V227H143ZM142 228V229H143ZM148 228H150L149 226H148ZM157 228H159V227H157ZM161 228V227H160ZM159 228V232L161 233V229ZM162 228H165V227H162ZM178 228V227H177ZM180 228V227H179ZM193 230L196 228H194V225H193ZM230 228V227H229ZM247 228H249V227H247ZM246 227L244 228V229H247ZM262 228V227H261ZM44 229V228H43ZM43 229L41 230V231H43ZM47 229V228H46ZM45 229V230H46ZM51 229V228H50ZM54 229V228H53ZM70 229V230H71ZM96 229V228H95ZM119 229H121V231L123 230L124 231V227H123V229H122V227L121 228H119ZM119 229H117L116 230V232L119 230ZM141 229V228H140ZM145 229H146V227H145ZM156 229V228H155ZM154 229V230H155ZM167 229V228H166ZM198 229V228H197ZM205 229V228H204ZM241 229V228H240ZM8 231V232H10V234H11V232L12 231ZM18 230H19V228H18ZM32 230V229H31ZM33 230V231H34ZM139 229H137V231H138ZM149 230V229H148ZM152 230V229H151ZM156 230H158V229H156ZM192 230V231H193ZM242 230V229H241ZM256 230V229H255ZM1 231H2V233L4 232L2 229H1ZM20 231V230H19ZM25 231V230H24ZM37 231H39L40 232V230L38 229ZM36 231V232H37ZM49 231V230H48ZM48 231H46V234L44 235V236H47V232ZM67 230H65L64 231V233L66 232ZM75 231H74V233H75ZM108 231H110V230H108ZM121 231H119V234H120V232ZM131 231V230H130ZM129 231V229H128V232H130ZM136 231V232H137ZM140 231V230H139ZM138 231V232H139ZM143 231V230H142ZM142 231H140L141 233H142ZM146 231H147V229H146ZM145 231V232H146ZM164 230L162 229V232H163ZM254 231V230H253ZM6 232V231H5ZM18 232V231H17ZM22 232H23V230H22ZM21 232V233H22ZM39 232H38V234H39ZM44 232V231H43ZM70 232V231H69ZM83 232V231H82ZM105 232V231H104ZM125 232H127V231H125ZM156 232H158V231H156ZM158 232V233H159ZM195 232V231H194ZM240 232V231H239ZM255 232V231H254ZM2 233H1V235H2ZM29 233H30V231H29ZM28 233V234H29ZM67 233V232H66ZM91 233H93V234H91ZM112 233V232H111ZM110 233V234H111ZM118 233V232H117ZM146 233H148V235H150V238H151V233L149 234V231H147ZM154 233V232H153ZM158 233H154L153 235H152V237H154L155 239H152L151 240V244L153 243L152 241L154 240H156V237L154 236L155 234H157V235H160V234H158ZM164 233H166V232H164ZM179 233V232H178ZM193 233V232H192ZM209 233V232H208ZM226 233V232H225ZM250 233V232H249ZM251 233H252V231H251ZM6 234V233H5ZM8 234V233H7ZM5 235L4 236V234H3V238L5 237V238H7L6 236H8V235ZM18 234H20V233H18ZM26 234V233H25ZM34 234H37V233H34ZM33 234V235H34ZM38 234H37V237H38ZM40 234H41V232H40ZM56 234V233H55ZM68 234V233H67ZM70 234V233H69ZM121 234H125V233H122L121 232ZM127 234V233H126ZM130 234V233H129ZM170 234V233H169ZM168 234V235H169ZM206 234V233H205ZM234 234V233H233ZM238 234V233H237ZM240 234V233H239ZM253 234V233H252ZM24 235V234H23ZM22 235V236H23ZM30 235V234H29ZM29 235H27V236H29ZM48 235H53V234H48ZM75 235V234H74ZM95 235H97V234H95ZM112 235V234H111ZM116 235V234H115ZM122 235V236H123ZM142 235V234H141ZM140 235V236H141ZM162 235V234H161ZM166 235V234H165ZM168 235H167V237H168ZM176 235V234H175ZM194 235V234H193ZM216 235V234H215ZM11 236V235H10ZM9 236V237H10ZM13 236L14 235H12L11 237L13 238ZM21 236V238H23ZM26 236V237H27ZM65 236H67V235H65ZM69 236V235H68ZM71 236H73V235H71ZM77 235H75L74 237H76ZM84 236V235H83ZM112 236H114V234L112 235ZM119 236V235H118ZM126 236V235H125ZM125 236L124 237H122V238H125ZM127 236H128V234H127ZM133 236H134V234H133ZM135 236H136V234H135ZM171 236V235H170ZM208 236V235H207ZM211 236V235H210ZM232 236L233 235H231V238H232ZM236 236V235H235ZM234 236V237H235ZM239 236V235H238ZM244 235H242V237H243ZM248 236V235H247ZM255 236V235H254ZM9 237H8V239H9ZM10 237V238H11ZM18 237V236H17ZM31 237H33L32 235H31ZM50 237V236H49ZM57 234H56V236H55V238L53 239L55 242H56V240L55 239H57ZM94 237V236H93ZM115 238L117 237V236H114ZM114 237H112L113 239H115ZM144 237H145V235H144ZM148 237V236H147ZM160 236H158V238H159ZM161 237H163V236H161ZM176 237V236H175ZM218 237V236H217ZM237 237V236H236ZM4 238V239H5ZM52 238H53V236H52ZM84 238H86L85 236H84ZM130 238V237H129ZM128 238V239H129ZM149 238V239H150ZM158 238H157V240L156 241H158ZM164 238V237H163ZM183 238V237H182ZM192 238V237H191ZM201 238V237H200ZM244 238H246L245 236L243 237V239ZM258 238V237H257ZM14 239V238H13ZM29 239V238H28ZM32 239V238H31ZM39 239H40V237H39ZM45 239H47V238H45ZM61 239V238H60ZM62 239H64L63 237H62ZM73 239H75V238H73ZM110 239H111V237H110ZM112 239V240H113ZM120 239H121V237H120ZM120 239H119V244L118 243H116V242H118V240L116 241V239H115V241H113V242H115L116 244H118V245H121L122 244V246H121V248L124 246H126V245H123V242H121V241H123V240H121L120 241ZM126 240L125 241H127V238H125ZM130 239H133V238H130ZM139 239V238H138ZM138 239L136 238L135 239V243H136V241H138ZM141 239V238H140ZM144 239V238H143ZM148 238H146L145 237V240H143V241H146ZM218 239V238H217ZM216 239V240H217ZM240 239V237L238 238V240ZM260 239V238H259ZM7 240V239H6ZM17 240H18V238H17ZM25 240V239H24ZM30 240V239H29ZM43 240V239H42ZM52 240V239H51ZM50 240V241H51ZM59 240V239H58ZM76 240V239H75ZM86 240V239H85ZM134 240V239H133ZM190 240V239H189ZM207 240H208V238H207ZM233 240V239H232ZM235 240V239H234ZM8 241V240H7ZM7 241H5V242H7ZM10 241V240H9ZM12 242H16L15 240H11ZM10 241V242H11ZM31 241V240H30ZM43 241H47V240H43ZM49 241V240H48ZM53 241V242H54ZM63 241V240H62ZM132 241V240H131ZM148 241L149 240H147V242L146 243H148ZM183 241V240H182ZM199 241V240H198ZM239 241H241V239L239 240ZM4 242V241H3ZM18 242V241H17ZM21 242V241H20ZM25 242V241H24ZM23 242V243H24ZM27 242H29V241H27ZM36 242V241H35ZM34 242V243H35ZM38 242H39V240H38ZM55 242L53 243V244H55ZM65 242V241H64ZM85 241L83 240V243H84ZM111 242V241H110ZM109 241H108V243H110ZM139 242V241H138ZM191 242V241H190ZM203 242V241H202ZM225 242V241H224ZM230 242V241H229ZM243 242V241H242ZM246 242V241H245ZM30 243V242H29ZM37 243V242H36ZM57 243V242H56ZM66 243V242H65ZM82 243V244H83ZM127 243H128V241H127ZM141 243V242H140ZM142 243H144V242H142ZM156 243V242H155ZM193 243V242H192ZM211 243V242H210ZM241 243V242H240ZM264 243V242H263ZM263 243H261V244H263ZM5 244V243H4ZM3 244V245H4ZM6 244H8V243H6ZM5 244V245H6ZM12 244V243H11ZM16 244V243H15ZM26 244V243H25ZM25 244H21V246H24ZM62 244V243H61ZM76 244H78L77 242H76ZM88 244V243H87ZM90 244H91V242H90ZM90 244H88V245H90ZM113 244L114 243H112V244H110V246L112 245L113 246ZM129 244V243H128ZM150 244V246H152ZM157 244V243H156ZM194 244V243H193ZM197 244L198 245H200V244H202V243H200L199 244V242H197ZM236 244V243H235ZM245 244V243H244ZM10 245V244H9ZM14 245V244H13ZM19 245V244H18ZM28 245V244H27ZM35 245H37V244H35ZM43 245V244H42ZM41 245V246H42ZM52 245V244H51ZM70 245V244H69ZM86 245V244H85ZM84 244H83V246H85ZM142 245H144V244H142ZM147 245H149V244H147ZM219 245H221V244H219ZM230 245V244H229ZM234 245V244H233ZM243 245V244H242ZM241 245V246H242ZM264 245V244H263ZM1 247H2V244L0 245ZM20 246V247H21ZM32 246V248H33V245H31ZM39 246V245H38ZM38 246H37V248H38ZM47 246V245H46ZM60 246V245H59ZM81 246V245H80ZM82 246V247H83ZM91 246V245H90ZM96 246V245H95ZM94 246V247H95ZM140 246V245H139ZM149 246V247H150ZM160 246V245H159ZM176 247H177V245H175ZM174 246V247H175ZM189 246H190V244H189ZM235 246H237V245H235ZM251 246V245H250ZM249 246V247H250ZM6 247V246H5ZM12 247V246H11ZM25 247V246H24ZM28 247V246H27ZM86 247V249L87 248H89L87 245L85 246ZM120 247V246H119ZM129 247H131V245L129 246ZM143 247V246H142ZM149 247L148 248H146V249H148V250H146V252L147 251H149ZM155 247V246H154ZM164 247V246H163ZM225 247V246H224ZM245 247V246H244ZM258 247V246H257ZM264 247V246H263ZM31 248V247H30ZM36 247L34 246V249H35ZM44 248H46V247H44ZM111 248V247H110ZM116 249H117V247H115ZM136 248V247H135ZM141 248V247H140ZM145 247H143V249H144ZM151 248V247H150ZM251 248V247H250ZM254 248V247H253ZM12 249H13V247H12ZM14 249H15V245H14ZM18 249V248H17ZM90 249V248H89ZM120 248H118V250H119ZM127 249H129V248H127ZM138 249V248H137ZM152 249V248H151ZM151 249H150V251H151ZM157 249V248H156ZM163 249V248H162ZM194 249H195V247H194ZM261 249V248H260ZM259 249V250H260ZM75 250V249H74ZM76 250H78V249H76ZM82 250H84V248L82 249ZM117 250V251H118ZM121 250V249H120ZM122 250H123V248H122ZM159 250V249H158ZM250 250V249H249ZM263 250V249H262ZM0 251H3V250H1V248H0ZM16 251V250H15ZM34 251V250H33ZM113 251H114V249H113ZM117 251H115V252H117ZM140 251V250H139ZM142 251V250H141ZM140 251V253H142V252H144V250L141 252ZM149 251V252H150ZM153 251H154V248H153ZM164 251H166V250H164ZM163 251V252H164ZM216 251V250H215ZM233 251V250H232ZM240 251V250H239ZM251 251V250H250ZM253 251V250H252ZM78 252H79V250H78ZM111 252H112V249H111ZM145 252V253H146ZM161 252H162V250H161ZM163 252H162V254H163ZM197 252V251H196ZM229 252V251H228ZM231 252V251H230ZM236 252V251H235ZM247 252V251H246ZM2 253V252H1ZM3 253H5L4 251H3ZM14 253V252H13ZM31 253V252H30ZM72 253V252H71ZM86 253V252H85ZM85 253L83 254V255H85ZM107 253H108V251H107ZM136 253V252H135ZM148 253V252H147ZM152 253V252H151ZM157 253H160V252H156V254ZM176 253V252H175ZM174 253V254H175ZM217 253V252H216ZM258 253H259V251H258ZM261 254H262V251L260 252ZM40 254V253H39ZM79 254V253H78ZM109 254H110V252H109ZM113 254H114V252H113ZM116 254V253H115ZM114 254V256H115V258H117L116 257V255ZM138 254V253H137ZM148 254H150V253H148ZM153 254V253H152ZM156 254H154L155 256H156ZM172 254V253H171ZM241 254V253H240ZM247 253H245V255H246ZM252 254V253H251ZM250 254V255H251ZM254 254V253H253ZM252 254V255H253ZM264 254V253H263ZM262 254V255H263ZM3 255V254H2ZM5 255H6V253H5ZM9 255V254H8ZM21 255V254H20ZM24 255V254H23ZM34 255H36V254H34ZM102 255V254H101ZM119 255V254H118ZM117 255V256H118ZM143 255H146V254H143ZM158 255V254H157ZM226 255V254H225ZM247 255H249V254H247ZM246 255V256H247ZM1 256V255H0ZM18 256V255H17ZM33 256V255H32ZM87 256V255H86ZM110 256V258H111V256H112V254L111 255H109ZM121 256H122V253H121ZM149 256V255H148ZM152 256V255H151ZM165 256V255H164ZM243 256V255H242ZM2 257V256H1ZM1 257H0V259H1ZM8 256H6V258H7ZM28 257V256H27ZM31 257V256H30ZM37 257V256H36ZM85 257V256H84ZM119 257H120V255H119ZM118 257V258H119ZM123 257H125V256H123ZM154 257V256H153ZM156 257H158V256H156ZM163 257V256H162ZM161 257V260L160 259H158V260H160L161 262H162V260L164 259V258H162ZM168 256L166 255L165 256V259L167 258ZM213 257V256H212ZM224 257V256H223ZM250 257V256H249ZM251 257H255V254L253 255V256H251ZM257 257H258V255H257ZM14 258V257H13ZM31 258H33V257H31ZM102 258V257H101ZM106 258V257H105ZM109 258V257H108ZM151 258V257H150ZM158 258H160V255H159V257ZM227 258H228V256H227ZM247 258V257H246ZM256 258V257H255ZM112 259H114V257H112ZM147 259V258H146ZM148 259H149V257H148ZM207 259H208V257H207ZM248 259V258H247ZM6 260V259H5ZM20 260V259H19ZM23 260V259H22ZM29 260V259H28ZM84 260V259H83ZM103 260V259H102ZM105 260V259H104ZM109 260H111V259H109ZM118 260H123L122 259V257L120 258V259H117L116 261L117 262H119ZM151 260V259H150ZM201 260V259H200ZM202 260L204 261V259L202 258ZM224 260V259H223ZM243 260V259H242ZM252 260H254V258L252 259ZM258 260V259H257ZM1 261V260H0ZM38 261V260H37ZM43 261L44 260H42V262H40L41 264L43 263ZM47 261V259L44 261V262H46ZM48 261H50V260H48ZM47 261V262H48ZM80 261V260H79ZM81 261H82V259H81ZM163 261H165V260H163ZM226 261V260H225ZM247 261V260H246ZM255 262H257L256 260H254ZM254 261H252V262H254ZM260 261L262 262L263 260H261L260 259ZM18 262V261H17ZM39 262V261H38ZM37 262V263H38ZM57 262H58V260H57ZM83 263H84V261H82ZM113 262H115V261H113ZM161 262H159L160 264H161ZM251 262V261H250ZM7 263V262H6ZM11 263V262H10ZM16 263V262H15ZM33 263V262H32ZM39 263V264H40ZM107 263V262H106ZM110 263V262H109ZM158 263V262H157ZM163 263V262H162ZM170 263V262H169ZM174 263V262H173ZM259 264H260V262H258ZM2 264V263H1ZM4 264V263H3ZM34 264V263H33ZM44 264V263H43ZM53 264V263H52ZM60 264V263H59ZM65 264V263H64ZM82 264V263H81ZM111 264V263H110ZM212 264V263H211ZM239 264V263H238ZM252 264V263H251ZM255 264H257V263H255ZM263 264V263H262Z\"/></svg>", "mask_w": 264, "mask_h": 264}]
</instances>
